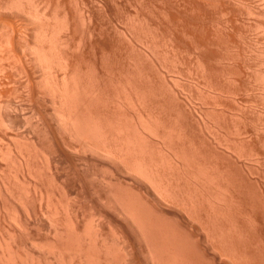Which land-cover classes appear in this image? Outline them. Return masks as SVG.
Instances as JSON below:
<instances>
[{
    "label": "bare ground",
    "instance_id": "bare-ground-1",
    "mask_svg": "<svg viewBox=\"0 0 264 264\" xmlns=\"http://www.w3.org/2000/svg\"><path fill=\"white\" fill-rule=\"evenodd\" d=\"M55 0H0V4H5L4 6H1L0 8L2 7H5L4 9L8 10L9 8L12 9L11 11L13 12L15 9L18 10L17 12L18 13H21L20 11H22L21 15L23 14H28V22H30V19L29 17L32 16L33 14H38V17L37 16L35 17L34 15L31 17V20L33 19V17H35L32 21L36 22V24L40 21V24H37L35 26H37V28L39 27L40 29H36L34 30L35 28L34 25L31 26V29L29 31V34L32 35V32L34 33L35 32V36L36 34H38L36 37H41V40H45L46 44L45 46L44 45V41H43V44H37L38 42H42L39 38H36V37H31L33 38L32 42L35 41L36 39V42L35 43H32L31 41H29V38L27 39V41H29V43H27V45H25V38H21L22 36H20L18 34V38H21V43L19 42L20 39H18V42L20 43L19 45L21 46L22 44V40L24 41L23 42V45L25 46H22L19 47L22 49H24L23 47H26V51L27 53H29L28 57L31 59L29 60V58L27 57V59L29 61H31L32 65H30V67H27L26 69L30 68V72L28 70L24 69L22 70L20 67L23 66V63H19V64H22L21 66L19 65H16L15 62H13L14 64L11 65V67H14V65H16L17 68L14 67L15 71L16 69H19V73L16 72L14 73V69L12 68V71H10V73H8V69L5 68V66H9V63H7L8 65H6V63H0V67H1V64L4 66V69L7 70V71H2L3 68H2V74L0 72V93H6V97L8 96V94L12 95V93H9V90L12 89H9L11 85H13L14 87V84L15 83V87L17 89L16 86H20L18 89L20 90L21 88H23V91L25 90L24 88L26 87V89L29 88V85L31 86V90L29 89V93H32L35 92L36 95H38L39 93L41 95H43L44 99L45 96L44 95H49L48 92L50 93L51 90L53 92H51L50 94V97L49 99L51 98V102L49 101V104L51 103V105L48 106L45 104L48 102V100H46L47 102H41L37 103V105H41L39 107L43 108L45 106H47L46 108H44L43 110L50 108L48 111L49 113H41V114H44L43 117L41 116H37V122L38 123H44L39 126L41 127H36V130H37V134L35 132V134L37 135V139L40 138V135H48L50 136L49 138H47L46 136H43V138L47 141V145L46 147H42L43 149H38V148H41L39 145L35 146V143L33 142V139H27L24 140L23 142L22 141H19L21 139H19L18 137L21 138H25V135L22 134L21 132H16V131H13L12 133L8 130H10V128H7L8 126L10 125H4L3 123L4 122H8L7 119L9 118V112L7 110L6 112V108H4L3 110L1 108H3V105L4 103L1 102L3 97L5 96H0V124L4 125V127L6 128L4 129L1 125L0 127L3 128L2 131L0 129V155H2L3 157H8L9 154H11V157L9 155V157L14 161L13 165L10 166L9 164H4L5 167H3L2 164H0V264H264V34L263 32L260 34V32L258 34L261 35V39L257 38L256 39V42L259 43L258 45L260 46V44H263V46H260L258 49L255 44H253L254 48L256 46V50L252 53V55H249V56H253L255 55V57L257 56L258 58V54H260V59L258 58L256 60L255 57H253V59L255 58V61L252 60V62H250L248 59L250 57H247L248 55L247 54H250L252 51H251V44L250 46L248 45L247 46V41L245 40H242V38H244L243 36L241 35H237L240 36L241 40H239V37L235 36V32L233 34L232 30H229V26L226 28L225 27V31H230L231 36L233 35V39L230 38L229 36H226V38H230V39H225V34L224 32L221 33V36L223 34L222 37H224V39H220V37H218V40H220L221 43H218L220 47L217 48V50H215V43L213 41V44L212 41H207V40H210L208 39V35L211 34V32L206 29L205 27L208 26L207 24H209L210 27H212V23L210 25L209 23V19L205 18L206 15L207 17L209 18L210 15L208 16V14H210L212 11H216L218 9V12L221 11L223 8H230L229 7V3L232 5L233 4V0H229L227 1L226 3H224L223 1V4H220V1L222 0H219V4L220 5H223L222 9L220 7L219 9V4L218 6H216V4L214 5L217 9L215 10L214 8H211L212 7V4L214 3H217L215 2L214 0H210V4L211 6H209L207 3L209 1H207V3H203L205 2L206 0H202L199 2L206 6H208L206 9L208 10V8L211 10V9H214V10H209L210 13H207L206 10H202L205 9V7L202 5V4H199V2L197 0H195V4L191 3V5H194L196 8L191 7L192 9L194 8L195 10L197 9V4L198 6L201 5V7L198 8V12H200V10L202 11H205L204 13H202L203 15L205 14V19L202 24L201 22V17L202 15H200L199 13H196L195 10H194V13L193 14H199L200 17L196 16V18H201L200 21L198 20L197 24L195 23H192V24H195L193 26H195V28L197 29H191L192 25H191V22L193 21V18H194V21L196 20L195 19V15L190 17V12L192 11L190 8V4L189 7H187V12H189V10H191L188 14H186V16L184 15L186 12L183 8H180L178 9V7H183L185 8L187 4V2L184 0H182V3L181 0H179L182 5H180L179 1H177V3L175 1H173L176 5H174L173 3V7L171 6V8L173 9L175 6L174 9H178L179 11H181L182 13V10L184 11V13L180 14L179 11L178 13L180 14V16L176 13L177 10H175L174 12V9L173 11H170L171 9L168 8V10L166 9L167 6L163 4L165 3L163 0V4H160L162 1L159 0V2L157 3L158 0H152V2H150L151 0H146V1H138L136 0V5L137 6V1L139 3H141V7H142V2H146V5H149L150 3L153 4V2H155L156 4H160L162 5L163 7L160 6V8H162V11L165 12L166 10V13H163L160 10L157 9V7L159 8V6L156 7V5H149V6H152V7H147L146 6V9H154L155 7V11L151 12V10H148L150 13H152L151 15L153 16V13L156 14L154 15L155 18L157 17V19L154 18V16L152 18H154L155 20H160L161 16L162 18H165L164 22L162 20V24L159 23L157 21V24L156 25H159L161 26V29L165 26V21L168 22L167 20H172L171 17L173 18L172 14L175 16V13L177 14L176 17L174 18H177V17H182L179 21L182 22V21H187L186 18H188V15L189 18L192 20H190V23L189 20H188V24L190 26V29H191V32L193 33V37H194V34H195V31L193 32V30H196V32H198V27L199 28V31L202 33V30H200L201 28L204 30L203 32L205 33H202L204 34V36L206 35V31L208 30V35L205 36V38L207 40H202L200 39V37L202 35H199L200 37L197 39L196 37H192V33L188 30L187 32H189L191 35H187V32H186V29H185V33H186V36H187V39L188 40L186 43L190 42L189 39L191 41L193 39H195V42H202L204 41L205 44H208L211 42V44H208V46H206L204 44V42L202 44H204L205 46H201L200 44H198V46L202 47V48H199L197 46L196 47H192L194 45H197L195 44L194 42V45H193V41L191 43H188V45L190 44V46L192 48H196V51L195 52H198L199 50L198 49H202L200 50L197 54H200V52L202 51L203 53L201 54H205L206 52L203 51L204 48H207L209 49V46L210 45H214L213 47L215 49H213L214 51L212 52V47L210 46L211 50L209 51L208 49H204V50H208V52L210 53H213L214 55V52L215 55H214V58H212L213 60H215L214 62H211L209 58L208 62H207V57L206 55H209V53L205 55V57L202 56V59L200 58L201 54L199 55L200 57L198 56H195L194 57H198L200 58L199 61L198 58H195L194 60L197 61L195 65H193V63H189V58L193 57L191 56L194 51L192 50V54H191V50H190V46L186 47V43L184 44V48H183V52L184 54L186 53L188 55V52L191 54H189V58L187 57V55L185 54V57L188 58V61L186 62L185 60L187 58L184 57V59L182 58V61L181 58L179 59L181 65L177 64L178 62V56L181 54V50L180 48L182 49L183 47V44L179 45V43L177 42L176 39L180 38L181 35H182V39H183V36H185V33L182 31L184 30L183 28L185 27H178V26H185V23H181L180 22L177 24L176 19L174 21V19L172 21L175 22V24L173 25L172 21H171V25L170 27L171 28H167L169 26H165L168 30L170 29L171 31L173 30L172 28L177 26L175 29H174V32L175 33L177 31V28L181 29L182 33L184 34H181V31L180 29L178 30L180 33V35H178L177 33H175V35L177 34L178 36H174V38H172L173 36L171 35L172 33H169L172 37H170L172 39V41H170L171 39L169 37H163V40H165L166 42L164 43V41H162V36L161 34L163 35V33H159L158 32H161V31H165L167 32L168 30L164 29L160 31L157 30V27H154L156 29L153 30L154 28L152 26H154V23L156 22L154 20H150L152 18L149 19V14L148 11H147V16H148V19L151 21L146 22L147 19H146V11H143V9L140 10L139 14H145L144 17H142V15H138V13L135 12V14L133 13V9H138V7H132V15L133 16H130L129 12L126 13L124 11V18L126 17V19H123V20H126V22L128 21L129 23V20H127L129 16L132 18L136 17L137 15L140 16V18H143L141 20V22H146L145 25V28L147 27V30L150 29V32H146L147 30L144 28V25L142 23L139 22L138 18H129L130 19V24L132 20H136L133 24H132V28L128 26H126V22L123 21V26H125L124 28L127 27V30H131V34L133 35V39L131 40L130 38H127L128 37V34L130 33L129 31H127L126 29L125 30H122L121 29V33L123 35V33L126 31L125 34H127V36H125L127 38V40L125 39V37L123 38V36L121 38H123V40L131 43L130 46H129V43L127 42H119L121 46V44L124 46L122 49L124 50L125 46L127 45V48H130L129 51L127 50H124L125 52H123V50L120 48V47H117L118 45H116L115 47H113V44H117L115 43L118 42L117 40H120L121 38H119L121 35L119 34V31L117 30V28H122V25L120 27V25H116V27H114L113 25V22L115 21L114 24H117L119 17L122 18L123 17V13L122 11L120 12L119 10L120 9V6L119 5H122L118 2V0H110L109 4L111 5L112 4V1L117 4H119V10L117 9L118 6H114L116 5V3L111 6V8L114 6L116 7V10L117 11V14H115V10H114V7L112 9V11H114V14L115 15H118L119 14V17L115 16L116 19L118 20H115V18H113L114 20H112V18H108L110 19V21L112 20L113 22L109 23L107 20V16H104V15H100V10H104V8L106 9L107 6H102L101 8H98L96 9L97 13H94L96 11L95 10V7L92 8V5L90 4V2H88L87 0H75V2L73 3L71 0L67 1V2H71V5L68 4L67 5H64L65 1L66 0H62L63 1V6L65 8H70L72 7V9H70L69 11H71L69 13V11L67 9H64L62 8L63 6L61 5V0H57L59 3H60V6H62L61 10L63 11V9L65 11H68V12H65L63 11L62 15L59 16V14H61V10L59 9L60 7L58 6V8H56V4L58 2L55 1V4L53 7L51 4L54 2ZM107 1V0H106ZM109 1V0H108ZM131 0H128V4H130ZM133 1V0H132ZM131 1V2H132ZM135 1V0H134ZM134 1L132 3H134ZM170 1L172 0H169L167 3H169ZM193 2V0H188V2ZM214 1V2H212ZM226 1V0H225ZM243 1V0H242ZM261 2V0H259ZM259 1H255L254 4L257 5L256 2H259ZM264 1V0H263ZM262 1V2H263ZM93 3H95V5L97 6L98 2H103V1H98L97 2L95 0L92 1ZM105 2V0H104ZM103 2V4H104ZM123 2H126L125 0ZM150 2V3H149ZM186 2V3H185ZM236 0H234V4L235 6H237L236 9H238V6L241 4L242 6H244L243 3H240L239 5L237 4ZM58 3V4H59ZM106 5H108L107 2H105ZM121 3H122V0H121ZM131 3V4H132ZM222 3V2H221ZM228 3V5H227ZM239 3V2H238ZM75 6H74V5ZM102 4V5H103ZM130 4V5H131ZM144 4V3H143ZM180 6H179V5ZM224 4L228 6V8L225 6L224 7ZM234 4L232 6H234ZM237 4V5H236ZM260 4V8L262 9L260 12H263L264 13V2L261 4V3H258V5ZM49 5H51L49 7ZM105 5V4H104ZM145 5V4H144ZM143 5V6H144ZM178 5V7H177ZM94 6V4H93ZM100 6V4H99ZM154 6V8H153ZM169 6V5H168ZM213 6V7H214ZM231 6V7H232ZM242 6H239L240 10L238 12H240L238 14H235L236 16H233L232 12H229V9L228 11L226 9L225 12H229V14L231 13V16L229 15V21L230 19H236V21L238 22L239 21V26L240 24V20H242L243 18V14L242 17L240 16L242 14V11H241V8ZM53 9H52V8ZM75 7V8H73ZM109 7V5H108ZM130 7V9H131ZM256 7V6H255ZM14 8V9H13ZM45 8H51L49 11L47 9V11L45 10ZM166 9V10H163ZM235 7H233L232 9H234ZM245 7H243L242 9H244ZM250 8V7H249ZM258 8V7H257ZM3 9V10H4ZM73 9H74V12H73ZM94 9V10H93ZM136 9V10H137ZM140 9V7H139ZM139 9L137 11H139ZM200 9V10H199ZM2 10V9H0ZM4 10V11H6ZM20 10V11H19ZM52 10V11H51ZM57 10H60L58 12H55L57 16L60 17L59 22L58 20L56 19V21L54 20L56 18L55 15H53L54 11H57ZM110 10V9H109ZM107 10V13H109L110 11ZM135 10V11H136ZM158 11H159V15H158ZM168 11H169V14H171V12H173L171 14V17H169V14H168ZM208 11V12H209ZM231 11V10H230ZM10 12V11H9ZM9 14V16L11 15V13ZM17 12L16 14H12L13 15V19L14 17L16 18L15 15H17ZM26 12V13H25ZM48 13V15L51 13V16L50 18L55 17L54 19H49L51 21H49L48 23L50 24L53 20V23L52 26L56 27V24H58L59 26L55 29H57L55 31H52V30H55L52 28L51 24H46L47 23V18H43L41 19V16L42 17H45ZM50 12V13H49ZM93 12V14H92ZM122 13V17L120 16V13ZM142 12V13H141ZM145 12V13H143ZM193 12V11H192ZM217 12V11H216ZM215 12V13H216ZM217 12V14H218ZM225 12L223 13H220V17H221V14L222 16L225 14ZM249 12V11H248ZM15 13V11L13 12ZM32 15H31V14ZM98 13H99V16L101 17H105L106 22L108 23H105V26H107L106 24H108L107 26V30H106V27L104 26L101 27V29H98L99 28V24L97 22H99V20L101 19L102 21L104 20L103 18H100L99 20L96 21V19L98 18H94V16L92 15H95L98 17ZM102 13H104V11H102ZM105 13H106V10H105ZM104 13V14H105ZM106 13V14H107ZM111 13V12H110ZM109 13V14H110ZM113 13V12H112ZM112 13L109 15L112 16ZM125 13L127 16H125ZM162 13V15L160 14ZM207 13V14H206ZM45 14V16H44ZM105 14V15H106ZM137 14V15H136ZM163 14L164 16H167V18L169 17V19H167L166 17H163ZM167 14V15H165ZM217 14H214L215 17L216 16H219ZM262 14V13H261ZM11 15V16H12ZM20 15V14H19ZM48 15L46 17H48ZM136 15V16H135ZM161 15V16H160ZM227 14L224 15V18ZM238 17L237 18H234V17ZM252 17H254L255 14L252 13ZM95 16V17H96ZM158 16L160 18H158ZM185 16V18H184ZM256 16V15H255ZM261 17L264 18V14L260 15ZM260 16H257V19L258 17ZM114 17V15H113ZM151 17V16H150ZM211 17L213 18L214 16H212L211 14ZM210 17V18H211ZM241 17V18H240ZM260 17L259 20H262V18ZM11 18V19H12ZM19 18V16H18ZM93 18L95 19V23L98 24V27H95L96 25L92 24V21ZM188 18V19H189ZM210 19V20H213L214 19V25L216 24L215 21H219L216 18H213V19ZM219 18V17H218ZM223 18V17H222ZM222 18H219L221 19L219 22L221 21H225L227 19V16H226V19L222 20ZM240 18V19H239ZM245 18V23L248 22L246 17ZM244 18L241 22H244ZM10 19V18H8ZM24 18H20L21 21H23ZM26 19V20H27ZM39 19V21H38ZM41 19V20H40ZM146 19V20H145ZM202 19V20H203ZM208 21H207V20ZM217 19V20H216ZM231 20L232 22H235V20ZM254 19H256V17H254ZM253 21L255 22L254 23V26L255 25H258L260 23H264V19L262 22H257L256 20ZM19 19H15V21ZM100 20V21H101ZM227 20V21H228ZM20 21V23H21ZM100 22V23H103L105 22V20L103 22ZM140 23V27L143 25V39H140L138 36L139 35H136V34H133L135 30H138L137 28V23L138 22ZM169 21V22H170ZM193 21V22H194ZM207 21V22H206ZM225 21L227 25H231V21L230 22H227ZM2 22H6V19ZM0 22V24L2 23ZM9 22V21H8ZM6 22V24L4 23V27H7L5 28L6 31H4V27L0 25V30L2 32H0V36L4 35L3 32H5V36H9L10 32L12 33V31H15V33L17 34L20 33V29L18 26L20 25H17L15 24L16 22H14V20H11V23L9 22ZM12 22L14 23V25H17L15 26L16 28H13L11 26ZM54 22H55V25H54ZM117 22V23H116ZM137 22V23H136ZM153 22V25L151 24ZM198 22L199 24L201 25H198ZM217 23L216 25L218 26H223L221 27L222 29H224V26L225 24L223 22L221 23ZM236 22V23H237ZM257 22V23H256ZM8 23V25H7ZM22 23H25L26 24V21L22 22ZM22 23H21V26H22ZM32 23V22H30ZM127 23V24H128ZM186 23V27H187V24ZM204 23H206V25H204ZM236 23L232 24L234 27L237 26L238 27V24L236 25ZM9 24H10V27H12L11 29H14V30H10V27H9ZM33 24V23H32ZM135 24V25H134ZM151 24L150 26L153 28L151 29L148 28V25ZM164 24V25H163ZM169 24V23H168ZM166 24V25H168ZM180 24V25H179ZM244 24V23H243ZM13 25V24H12ZM13 25V26H14ZM40 25V26H39ZM47 25V26H46ZM49 25V27H48ZM163 25V27H162ZM173 25V26H172ZM197 25V27H196ZM226 25V26H227ZM231 25V26H232ZM111 26V27H109ZM139 26V25H138ZM208 26V28H209ZM242 26V25H241ZM240 26V27H241ZM258 25L257 26V30H259L262 26H264V24L261 26ZM9 27V28H8ZM109 27V28H108ZM128 27L130 29H128ZM214 27H216L217 29H215ZM214 32L212 31L213 28L210 30L215 33L217 32L218 35H220L218 33L219 29H221L220 27H217V26H214ZM260 27V28H259ZM29 28V27H28ZM49 28H51L49 30ZM102 30L100 32H102V34L105 36L107 35L108 33V29L110 30V28H114V29H111V31H109L110 33L115 30H117L116 32L118 33V39L114 41V38L112 39V37H115L116 39V35L114 36L113 34L110 36L108 33V36L105 37L108 39V37L110 36V39H112L111 41H113V44L111 47H109V44L111 41L109 39L106 40L102 35L101 33H97V35H101V37L97 36L98 39H96L95 41V44H102L99 43L98 41H100V39H105L104 42H107L106 44V47H109L108 48V52H106V47H104L102 44V46H100L99 48L97 49H101L102 51L99 50V52H103L104 54V51L108 54L106 55H103V56H99L100 54H98L99 56V61L97 62H100V65L97 63H94L96 65H99L98 68L99 70L101 69H104V71H98V68L94 67V65L91 62H95V61H92L94 60V58H96L97 55H95L97 52H95L93 47L91 48V50L89 49V54L90 56H93V57H88L89 54H87L86 56L89 58L87 59H83L85 56L84 54V49L85 48H90L91 46H93V43L94 40H93V37L95 36L94 34L92 33H95L96 30ZM123 28V29H124ZM135 28V29H134ZM160 28V27H159ZM189 28V27H188ZM205 28V29H204ZM239 28V27H238ZM237 28V29H238ZM259 28V29H258ZM3 29V30H2ZM19 29V31L16 32V30ZM25 29V28H24ZM134 29L133 33H132V30ZM146 31H145V30ZM228 29V30H226ZM231 29V27H230ZM234 29V28H232ZM236 28L234 29L237 30ZM264 27L262 29H260L261 31H263ZM9 30V31H8ZM27 30V29H26ZM25 30V31H26ZM34 30V31H33ZM38 30V31H37ZM95 30V31H94ZM104 30V31H103ZM140 30V29H139ZM139 30L135 33H139ZM153 30V31H152ZM176 30V31H175ZM217 30V31H215ZM8 31V32H7ZM124 31V32H123ZM155 31V32H154ZM170 31V32H171ZM222 31V30H221ZM31 32V33H30ZM115 32V33H116ZM144 32H146L144 34ZM151 32H154L158 35H160V39H157L159 40V42H163L161 43V45H159V49H158V46L156 43H154L153 41H156V40H153L157 38L156 34H153ZM199 32V33H200ZM238 32L239 29H238ZM254 32V31H253ZM8 33V34H7ZM95 33V34H96ZM114 33V32H113ZM114 33V34H115ZM148 33V34H147ZM151 33V34H150ZM200 33V34H201ZM212 33V34H213ZM227 33V32H226ZM229 33V32H228ZM256 30L254 33L251 32V36L253 34V41L255 42V39H254V36L257 35L256 34ZM148 36H153V38H151V36L147 39H145L144 37H147ZM166 36L168 35L167 33H165ZM165 34L163 36H165ZM239 34H242V33H239ZM263 34V35H262ZM146 35V36H145ZM197 37H198V34L196 33L195 34ZM214 35V34H213ZM212 37H214L215 35ZM228 35V34H226ZM243 35V34H242ZM91 36H93L91 38ZM130 36V35H129ZM134 36H137V38ZM211 36V35H210ZM211 40H215L217 42V39L214 38L212 39V37H210ZM235 36V37H234ZM258 36V35H257ZM255 36V38L257 37ZM25 37V36H24ZM131 37V36H130ZM190 37V38H189ZM260 37V36H258ZM44 38V39H43ZM96 38V37H95ZM94 38V39H95ZM153 40L152 43L153 44H156V48H153L154 45L152 46V44L149 46L147 44L150 43L151 39ZM165 38V39H164ZM169 38V39H167ZM181 38L179 39L181 41ZM202 38V37H201ZM203 37V39H205ZM236 38V39H235ZM246 38V36H245ZM244 38V39H245ZM7 39V38H6ZM10 39V38H9ZM8 39V40H9ZM40 41H39V40ZM92 41H91V40ZM134 39L138 40V41H135ZM145 39V40H144ZM197 39V40H196ZM235 39V40H234ZM238 39V40H237ZM250 39V38H249ZM38 40V41H37ZM101 40V41H102ZM122 40V39H121ZM120 40V41H121ZM131 40V42H130ZM142 40V41H140ZM143 40L146 42L144 43ZM170 43L173 42V40H176V44L177 46H182L180 47L179 49L178 48H175L177 50V54L178 56L176 57V55H174L176 52H172L170 50L173 49V51H176L174 50L173 47H171L172 45H176L175 42H173L174 44H170ZM186 40H182L183 42L186 41ZM222 40V41H221ZM247 40H248V37H247ZM258 40H261V42ZM17 41V40H16ZM47 41H48V44H47ZM143 42L141 45H143L144 47H147L149 46V49L148 50H151L152 48L154 50L149 51V53L147 52V48L145 49L146 52H144L145 54L148 53V58L146 57V55H144L143 53V50L141 49L142 46H138L136 44H139V43H135V42ZM179 41V42H180ZM242 41V42H241ZM243 41H245L246 43L242 45ZM250 42V40H248ZM13 42V41H12ZM135 44H134V43ZM157 42V41H156ZM170 44V47L168 46ZM208 42V43H206ZM252 42V43H254ZM15 43V42H14ZM12 43V44H14ZM31 43V44H30ZM112 43V42H111ZM110 43V44H111ZM118 43V44H119ZM125 45H124V44ZM168 45H167V44ZM182 43V42H181ZM29 44V45H28ZM147 44V46H146ZM160 44V43H159ZM163 44H166V45H163ZM221 44V45H220ZM16 45H18V43H16ZM165 47V46H168L170 48V52L168 50H166L165 48L163 50L167 51V53H165V51L163 53L165 54H168V56L166 55L165 57L169 58L171 56V58H173V55H174V58L177 60L173 61V60H169L168 63H176L177 66L180 68L181 66H183L184 62L185 61L187 64L189 63V65L191 64L192 66H194L195 70L196 68L198 70H196V73H192L193 75L194 74H198L197 72L200 71V69L202 68L201 71L203 72H206V74H203V72L200 71L201 76H197L198 78H200V80H202V78H204L206 80L205 84L206 87L205 88H208L211 89L210 90V94H214L213 96L215 97V93L216 95H227V97H230V98H222L220 97V101L218 100H215L213 99L215 106L217 105V109L218 107L220 106L218 102H221L223 103V101H228L230 100L229 102H231L232 104H230L228 102L225 103L227 105H224V108H227V106L229 107V109L231 110L230 112L231 113V116L233 117H230V113L227 112L226 114V110L225 112H222L223 114H225V116L227 117L228 114L230 118L227 117V119H225L226 117L224 115H222V113L220 115H222V117L224 116L223 120L224 121H230V122H227L225 123L224 126H222L224 123L221 116L218 117V120L221 119L220 124L216 125L217 122L213 125H216L217 126V130L218 129H221L223 128L225 131L226 129L228 131H230V129L232 130L230 133L228 132V136L230 134V136L232 137L231 141L230 140V136L228 137L226 134L227 132H225L226 134V138L224 137L222 139V134L220 136V132L218 133V131L216 130V127L213 129L212 128V125H210L208 123V121H202L200 119V117L196 116L191 110V112L185 108L186 107V104L183 102V100L177 96V93L172 94L174 93V89L172 87L169 86L170 83H168L167 85V82H166V85H164V87H170V88H166V90H168V93L169 91L171 92V94L169 96H163L161 98H164L166 99V107H167V110H169L170 113H174L176 115V118L173 119V121L171 122V126L173 128H169V131H172L173 136L172 138H174L173 140H175L176 138V142H175V145L173 143H171L169 146L172 148L171 150L167 151V149H165L163 147V151L161 152V156L164 155L166 158V160L164 159V156H162V158L164 159H157V161H155V159H152V155H146V152H145V145H143V143H140L138 145V140H140V131L133 125V119H132V116H130L131 118H129V124L127 121V116L124 118V116H122V114L124 113H120V112H123V100L121 99V97L125 96V97H129V96H135L136 98H143L145 97L146 95V90H148V92L152 91L154 92V90H150L152 87L149 86L148 88V85L149 83H151V81L153 79L152 82L156 81L157 77H158V74L160 73L161 74V71L159 72L158 69L160 70L161 67H164V65L166 64V67H164L165 69H167V66H168V69L171 68L172 64H168L166 63V61H164L162 59V57L164 58L163 55H160L161 53V50L160 49V46L162 47ZM246 45V46H245ZM96 45H94L95 47ZM98 46V45H97ZM96 46V47H97ZM140 48V50L138 49V47ZM152 46V48H151ZM217 46V45H216ZM252 46V47H253ZM122 47V46H121ZM143 47V49H144ZM162 47V48H163ZM249 49H248V48ZM46 48V49H45ZM87 48V49H88ZM106 49V50H103ZM111 48V49H110ZM116 48H119V50H115ZM168 48V49H169ZM172 48V49H171ZM189 48V49H188ZM220 48V49H219ZM251 48V49H250ZM93 49V52H91ZM112 50V52H115V53H120V50H121V53L119 55V57H117L118 55H116L115 53H113L114 55V58L117 59V60H113V57H111V59L109 58V54L113 56V54H111L112 52L110 50ZM113 49L115 51H113ZM185 49L188 50V52H185ZM219 49V50H218ZM45 50L47 52H45ZM139 50V51H138ZM142 50V51H141ZM144 50V51H145ZM157 50V51H155ZM158 50H159V55H158ZM162 50V51H163ZM198 50V51H197ZM246 50L248 52H246ZM249 50L251 51L249 53ZM258 50V52H257ZM26 51H24L26 53ZM86 51V50H85ZM88 51V50H87ZM109 51L111 53H109ZM154 51V53H153ZM260 51V52H259ZM91 52V53H90ZM95 52V53H94ZM98 52V53H99ZM128 52V53H127ZM140 52V54H139ZM143 53L144 57L143 59H149V61L152 63V66L155 65V62L159 60V64L161 65L162 62H165V63H162L161 66H158L159 64L157 63L155 66H158L157 67V70H156V67L154 68L153 66V69H149L148 70V67L147 65L151 67V63L149 62H146L144 61L141 57V54ZM157 54H156V53ZM169 52V53H168ZM182 52V54H183ZM256 52V53H255ZM262 52V53H261ZM81 53L82 54V57L81 56ZM88 53V52H87ZM93 53V55H92ZM162 53V54H163ZM255 53V54H254ZM121 54H125L124 56L121 55ZM149 54L151 56L154 57V54L156 55V57H154V60L155 58H158V56L161 57L162 59V62L160 58L156 59L155 62L153 60V57L152 59L149 57ZM171 54V55H170ZM173 54V55H172ZM257 54V55H256ZM26 55V54H25ZM26 55V56H27ZM78 55H80L79 57H77ZM95 55V57H94ZM102 55V54H101ZM158 55V56H157ZM170 55V56H169ZM212 55V57H213ZM84 56V57H83ZM97 56V58H98ZM108 56V58H105V57ZM123 56V57H122ZM141 56V57H140ZM211 56V55H210ZM102 57V58H100ZM103 57L104 59H106V63L107 64H110V60H113L114 62H118V65H120V67L118 65H116L113 61L112 63L115 64L113 66H115L116 68H113V69H117L116 73H112L114 70L112 69V67H110L111 69H108V70H113L111 71V73H108L109 71L106 70L107 72V75L105 72V69L109 68L106 66H104L103 68V64L105 65L106 63L103 61ZM181 57V56H179ZM193 57V58H194ZM79 58V59H78ZM81 58L83 59V61L81 62ZM93 58V59H92ZM118 58H121V62L119 64V61H118ZM141 58V59H140ZM167 58V59H168ZM173 58V59H174ZM193 58H192V61L193 62ZM204 58L206 59L205 62H207L208 64H204L205 62L204 61ZM110 59V60H109ZM79 60L80 63L82 64H79L77 61ZM84 60H88V61H84ZM96 60V59H95ZM98 60V59H97ZM102 60V61H100ZM109 60V61H107ZM142 60V61H141ZM140 61L143 62V63H146L144 64L146 67H144L142 64H140ZM85 62L87 63H90L89 65H83ZM110 62V63H108ZM183 64H182V63ZM211 62V64L209 63ZM79 64L78 66L76 65ZM101 63H103L101 65ZM112 63L110 66H112ZM184 64V66H188L187 64ZM213 63V64H212ZM168 64V65H167ZM199 64V65H198ZM82 66H85L86 68L82 69L80 67ZM102 66V68L100 67ZM143 66V67H142ZM170 66V67H169ZM173 66L175 67H172V70H168V72H171L172 75H174L177 70H175L176 68V65L173 64ZM190 66V67H192ZM197 66V67H195ZM200 66V67H199ZM11 67H7L9 69H11ZM79 67V69H78ZM119 67V69H118ZM97 68V69H96ZM140 68H143V70ZM146 68V69H144ZM174 68V69H173ZM185 67H183L181 70L184 71ZM193 68V69H194ZM200 68V69H199ZM1 69V68H0ZM155 69V72L157 74L153 75V79L152 78V75L151 77H149V71L151 70H154ZM179 69V70H180ZM184 69V70H183ZM189 66H188V68ZM186 69V70H187ZM22 70V71H20ZM146 70L148 74H146L144 71ZM179 74H181V70L179 71ZM188 70V71H189ZM194 70V71H195ZM14 71V72H13ZM28 71V72H25ZM114 71V72H115ZM144 71V74H146L147 76V79L151 81L148 83L147 85V82H146V87L148 88H144L145 91H139L138 89V82L142 81L144 84H145V81H147L146 79V76L144 74H142ZM165 71V74H166V70L162 69V72ZM174 71V72H173ZM193 71V70H190V72ZM13 72V73H12ZM20 72H24L25 74L23 73H20ZM152 72V71H151ZM150 72V74H151ZM153 71V73H155ZM167 72V73H168ZM178 72H176V74H178ZM187 72V71H186ZM189 72L190 75H188L187 77H189V79H191V77H195V76H191V73ZM11 73L13 74V76L11 75ZM152 73V74H153ZM171 73H169L168 75H170V78L171 79H167V80H171L172 81V77L171 76ZM188 73V72H187ZM199 73V74H200ZM20 74L21 76L25 75L26 76V81L23 80L24 78H22V82L25 81V87L22 85L19 84V83H22L21 81L19 82L18 80H20ZM23 74V75H22ZM105 74V76L103 75ZM110 74V75H109ZM114 74V75H113ZM164 74V73H163ZM163 74L161 76H159V79H157V82L159 81V83H165L163 82L165 80V78L167 77V74H166V77L165 75L163 76ZM175 74V76L177 77V75ZM178 74V76H179ZM198 74V75H199ZM111 75H113L111 77ZM143 75V76H142ZM186 75V74H185ZM202 75H204L205 77H203ZM207 75V76H206ZM110 76V77H109ZM141 76L144 78L145 76V79L143 80L141 78ZM156 76V78H155ZM15 79H13V78ZM20 77V78H19ZM113 78V80H115L117 82L116 85H113L114 83L110 84L112 81V79H107V78ZM165 77V78H163ZM169 77V76H168ZM186 77V78H187ZM197 77H195L197 79V81H200ZM150 78V79H149ZM16 79H17V82H16ZM140 79V80H139ZM142 79V80H141ZM162 79H164L163 81H161ZM175 79V77L173 78V80ZM188 79V78H187ZM195 79V80H196ZM203 79V81L201 82H204L205 80ZM15 80V82H14ZM109 80L108 82V88L110 90V92L112 93H116V94H113L115 95V97L113 98L112 97V94L106 89L107 87V81ZM192 80V79H191ZM190 80V81H191ZM254 80V83L251 84V85H254L255 83L257 84V87L258 90L257 91H261L263 94H261V92H258L257 93V96L254 94V91L255 90H252L251 89V85L248 84V83H252L251 81ZM13 81V82H12ZM161 81V82H160ZM166 81V80H165ZM194 81V80H193ZM195 81V82H197ZM19 82V83H18ZM113 82V81H112ZM170 82V81H168ZM201 82L198 84H201ZM19 85H18V84ZM161 83V84H162ZM47 86L45 87L44 86ZM202 84V85H203ZM215 87H213V85ZM28 88H27V86ZM111 85V86H110ZM112 85L116 88V90L114 91L115 88L112 87ZM212 85V87H211ZM249 85L251 86L250 89L251 92L250 93V89H248ZM43 86V87H42ZM110 86V87H109ZM200 86V85H199ZM255 86V85H254ZM253 86V87H254ZM41 87L43 88L42 90L45 92V90L47 88H51V90L47 89L46 90V94L41 91ZM204 87V85H203ZM256 87V86H255ZM45 88V90H44ZM110 88H113V89H110ZM171 88L173 89L174 92H172ZM204 88V89H205ZM8 89V92H5L6 90ZM15 90V92L17 91ZM143 89V90H144ZM203 89V88H201ZM202 90L203 92L206 91V90ZM254 89V88H253ZM12 90V91H14ZM113 90V91H112ZM214 93H213V91ZM21 91V90H20ZM20 91H18L20 93ZM41 91V92H39ZM107 92V94H109L108 96L105 94V92ZM249 91V92H248ZM255 91V92H257ZM11 92V91H10ZM22 92V91H21ZM39 92V93H38ZM207 93H209L208 91H206ZM205 92V94H206ZM14 93V92H13ZM19 93H18V96H19ZM25 95H27V92L25 90ZM38 93V94H37ZM145 93V95L143 94ZM260 93V95H259ZM2 94V95H3ZM34 94V96H36ZM103 94H105L104 96L106 98H104ZM111 94V95H110ZM148 94V93H147ZM209 94V95H210ZM252 95V96H249V95ZM1 95V94H0ZM14 97H18L16 96L17 94L14 93ZM23 96H21V93H20V97H25L24 94H22ZM144 95V96H143ZM208 95V94H207ZM263 95V96H262ZM103 97V101H102V97ZM211 96V95H210ZM212 96V98H214ZM19 97V98H20ZM30 97L34 98L33 96H31L30 94ZM39 95L37 96L38 100H39ZM47 97V96H46ZM109 97H112V99H118V100H122L120 101V104L114 100L115 103H117L116 105L113 103V101L109 98ZM217 97V96H216ZM215 97V99H217ZM260 97V98H259ZM101 99V101L99 100V102H103L104 101H110V103H112L113 105H115V107L117 106H120L119 108L122 110L120 112L119 109L117 110V108H115L114 110H109L110 113H107L108 112V109L109 106H111L112 104H108L107 101L104 103L106 104V106H108V108L106 109V106L104 105H101V103L99 104L98 100H90V102L92 101L93 104H99V106L101 105L104 106L102 107V109H99L100 110H104L103 108H105V110L103 112H105L106 114L104 115L103 112L100 111V113H103V116H105V118L102 116V114L99 113L98 110H95L94 109L96 107L98 108H101L99 107L98 105H92L91 103L89 104V102H87L89 99ZM120 98V99H119ZM259 98V100H258ZM30 99V98H29ZM106 99V100H104ZM5 100L4 102L7 103V98L4 97ZM7 100V101H6ZM33 100V99H32ZM31 100V101H32ZM35 100V99H34ZM42 101H45L43 100V98L41 99ZM223 100V101H222ZM40 101V100H39ZM39 101H36L35 100V103L36 102H39ZM83 101V102H81ZM125 101V100H124ZM82 104H81V103ZM86 102V103H84ZM95 102V103H94ZM122 102V103H121ZM6 103L4 106H6ZM84 103V105H83ZM145 103V102H144ZM218 103V104H217ZM21 104V103H20ZM43 104L45 106H43ZM86 104H89V108L86 106ZM108 104V105H107ZM122 104V105H121ZM155 103L152 104V106H157L156 107H160V106H163L162 103L160 101L157 102L156 105H154ZM24 105V104H23ZM31 105L33 106V102H31ZM37 105H34V106H37ZM90 105L92 108H90ZM219 105V106H218ZM22 106V104H21ZM93 106H96L94 107L93 109ZM222 106V104H221ZM221 106L219 107V109L221 108ZM7 107V106H6ZM37 107V114L39 115L38 113V108ZM35 108V107H34ZM40 108V109H41ZM112 108H114L112 106ZM155 108V107H154ZM223 108V106H222ZM232 108V109H231ZM8 109V108H7ZM36 109V108H35ZM92 110V113L94 112V114H92L93 116L90 115L91 111ZM157 109V108H155ZM216 111L218 113H220L221 109L220 110H217ZM46 110V111H47ZM88 110V111H87ZM107 110V112H106ZM117 112V117L114 116ZM158 110V109H157ZM203 109H201V113H205L204 111H202ZM222 110V111H223ZM228 110V108H227ZM47 111V112H48ZM90 111V112H89ZM98 111V115L102 116L103 119H106V116L108 117H112L110 116V114L112 113V115L115 117H113L112 119H110V121H108L109 117L104 120V121H99V120H103L100 116H97L99 118L95 116L97 115L95 112ZM159 111V110H158ZM229 111V110H228ZM41 112V111H39ZM88 112V113H87ZM216 112V115H219L218 113ZM5 113H7L5 115ZM49 114V115H48ZM96 114V115H95ZM109 114V115H108ZM121 118H123L122 121H119L121 118H119V115ZM7 115H9L8 117H6ZM48 115V116H46ZM89 115H90V118L94 117L96 120L93 121L92 119L89 118ZM95 115V116H94ZM44 116H46L47 118L50 117L48 122L51 124V125H48V128L45 124L46 120H44L45 122H42L43 121V118ZM5 117L7 118L6 121H5ZM40 117V118H39ZM42 117V118H41ZM45 118V119H47ZM117 118L118 121L121 123H125L124 126L122 127L123 123H120L117 121ZM170 118V115L168 116V120ZM38 119H42L41 121L38 120ZM116 119V120H115ZM130 119H131V122H130ZM233 119H235L234 121H232ZM40 121V122H39ZM52 121V122H51ZM92 121V122H91ZM127 124H126V122ZM47 122V123H48ZM108 122V123H106ZM234 122V123H233ZM38 123H35V124H38ZM48 123V124H49ZM229 123V124H228ZM232 123H233V126H232ZM129 124V125H128ZM199 124H202L201 125V128L199 127ZM228 124V126H230L229 128L225 127L226 125ZM43 125L45 128H43ZM93 125V126H92ZM128 126V128H125L126 126ZM132 125L133 127L135 128H131ZM220 127V128H218ZM39 128V129H38ZM43 130H46L45 131H41L42 129ZM196 128H198L196 130ZM234 128V129H233ZM15 130V129H13ZM234 130V131H233ZM12 131V129H11ZM40 131V133H39ZM198 132V135H197V132ZM221 133H222V130H220ZM16 132L17 135H15L14 133ZM41 132H43L41 134ZM47 133V134H46ZM51 133V135H50ZM191 133H195V137L193 138V141L195 140V138L197 137V141L195 140L194 142H192V134ZM22 134V135H21ZM40 134V135H39ZM138 134V135H137ZM18 135H21V136H18ZM35 135V136H36ZM137 135V136H136ZM233 135V136H232ZM15 136L18 138V142H21V143H24L26 141H30L27 142L30 147H34V148H28L26 147L25 148H19L21 147L20 145H18L19 143L16 142L17 138H15ZM24 136V137H23ZM6 138V139H5ZM14 138H15V141H14ZM227 138L229 140H227ZM2 139H4V143L1 141ZM8 139V140H7ZM42 137H41V142L38 140V143L42 144L43 143V140ZM145 139V138H144ZM225 139V140H224ZM6 140L8 141L7 143ZM11 140H12V144L14 143H18L15 147L14 150L16 152L13 153V147L11 148V150L9 149L10 148V145H11ZM23 140V139H22ZM44 140V141H45ZM142 140V139H141ZM140 140V141H141ZM146 140V139H145ZM199 140V141H198ZM10 141V142H9ZM91 142V144L89 142ZM8 145L9 147L5 146L6 144H9ZM20 143V144H21ZM34 143V144H32ZM193 143L196 145H193ZM5 144V145H4ZM37 144V143H36ZM45 142L44 145L45 146ZM81 149L78 151V153H80L81 151L84 152L83 149L86 150V152H93V154H98V155H102L104 153L105 157H106V160L108 158V160L110 161H107L108 165L110 166L109 163H111L112 167L110 166V168H105L102 169L103 167H101L102 170H99V167L98 170L99 171H103L101 173H103L101 176L99 174V171L98 172H95V175H93V171H92V175L97 178V181L96 182H91L92 183H95V188L93 187L94 184H92V187L91 186H87L85 184H82L83 183V180H82V183L81 182H78L79 181V178H78V181L75 180L76 178L73 176V173L74 171L72 170V176L74 177V180L72 178V180L68 177H72L69 174V172L71 173V170H65L66 173L67 171L68 174H66L62 169L64 167V165H68L69 162H75V159H81L79 157V155L77 156L78 158L75 157V159L73 158L74 156H70L72 155V151H77L78 148ZM142 146V147H141ZM4 147L8 148L9 149V153H7V150L5 151V149H3ZM23 147V146H22ZM38 147V148H37ZM196 149H195V148ZM19 148V149H18ZM38 150H37V149ZM77 148V149H75ZM192 148L194 150H192ZM35 149V150H34ZM89 149V150H88ZM162 149V148H161ZM164 149H165V152H164ZM13 150V151H12ZM12 151V152H11ZM34 153H33V152ZM104 151V152H103ZM167 151V152H166ZM11 152V153H10ZM90 152V153H91ZM77 153V154H78ZM85 153V152H84ZM102 153V154H101ZM59 154H62L63 155V160L64 158V155H67L68 157L70 156L71 157V161H69L68 163H65L62 164L61 168L60 165L58 162L59 161ZM82 154V153H80ZM92 154V153H91ZM6 155V156H5ZM13 155V157H12ZM84 155L83 157H85L86 155L85 154H82ZM96 155V156H98ZM102 155V156H104ZM39 156V157H38ZM61 156V155H60ZM210 156V158H209ZM69 157V158H70ZM82 157V156H81ZM105 157H103L102 159H105ZM86 158V157H85ZM98 158L101 159L100 156H98ZM209 158V160L207 159ZM61 159V157H60ZM101 159V160H102ZM62 160V159H61ZM78 160V162H79ZM82 160V159H81ZM80 160V161H81ZM85 160V159H83ZM83 160L80 162L82 163ZM88 160V159H86ZM67 161V160H66ZM77 161V160H76ZM105 161V160H103ZM84 162H88V161H84ZM62 163V162H61ZM79 163V166L82 167L83 164L80 165ZM77 164V162L75 163ZM74 164V165H75ZM66 165V166H67ZM73 165V164H71ZM70 165V166H71ZM84 163L83 165V169L84 167L86 166H90L89 165H86ZM78 166V167H79ZM62 172H64L66 175L64 176L65 178L67 177L68 179H70L69 181H67L66 179H64V177H62L61 175L63 174L62 172L60 173V169ZM72 167V166H71ZM76 167V168H78ZM68 169V166L65 167L64 169ZM70 168V167H69ZM74 168V167H73ZM80 168V167H79ZM171 168L174 169V172H175V175H172L171 172ZM71 169V168H70ZM82 169V168H81ZM86 169V174H87V167L85 168ZM90 169V168H88ZM109 169V170H107ZM114 170V172L112 170ZM129 169V170H128ZM131 169V170H130ZM107 170V171H106ZM110 172V173H105V172ZM78 171L76 170V173ZM81 172V171H80ZM84 172H81L82 174ZM116 172H121V174H126L127 172V175L129 174L131 176V178L133 179L132 180H129V181H123L125 177L121 178L119 177V175H117L118 173ZM125 172V173H124ZM96 173H99L98 176ZM61 174V175H60ZM79 174V173H78ZM88 174H89V177L88 179L86 180V176H85V182L87 181H91L94 179V181L96 180L95 178H91L93 176H90V172L88 171ZM120 174V173H119ZM85 175V174H84ZM118 177H117V176ZM126 175V176H127ZM174 176V177H173ZM80 177V176H79ZM84 177V176H83ZM89 178L91 180H89ZM121 178V179H119ZM127 178H130V177H127ZM177 178L178 181L180 180V178H182L183 180H181V182L183 183H180V185L182 184V187L179 185L178 181L175 179ZM123 179V180H122ZM81 180V179H80ZM175 180V182H174ZM176 181H177V184H176ZM78 182V183H77ZM86 182V183H87ZM133 182V183H132ZM180 182V181H179ZM175 183V184H174ZM88 184L90 185V183L88 182ZM174 184V185H173ZM179 186L181 188V190H179L180 192L176 191L178 190L179 187H177V189H175V186ZM174 187V188H173ZM183 188V189H182ZM174 189V190H173Z\"/></svg>",
    "mask_w": 264,
    "mask_h": 264
},
{
    "label": "rangeland",
    "instance_id": "rangeland-1",
    "mask_svg": "<svg viewBox=\"0 0 264 264\" xmlns=\"http://www.w3.org/2000/svg\"><path fill=\"white\" fill-rule=\"evenodd\" d=\"M55 1L58 2L57 0H55ZM55 1L51 4L53 7H55V6L57 5L56 8H58V6H59V7H60V8H59L60 10H61L62 8L67 9L68 11H69L70 9H72V7H70V8H65V7L63 6L64 3H65L64 5H67V6H68V4H70V6H72V5H71V2H70V3L67 2L68 0H66L64 3H63V1L61 0V1H62V2H61V5H62L63 7L60 6V3H59V2H58L59 4L57 3V4L54 6ZM69 1H70V0H69ZM71 1H72V0H71ZM87 1H88V0H87ZM90 1H91L90 4L92 5V8L95 7V10H94V9H93V10L96 11V12H94V13L99 12V11H97L96 9L101 8L102 6H107L106 9L104 8V10H103V8H102V10L99 9V10L101 11V12H100V15L102 14V15H104V16H107V19H108V18H110V19L112 18V20H114L113 18H115V20H118V19H116V17H117V16L119 17V14H118V15H115V14H117V11L119 10V6H120V9H121V10H119V11L121 12V11L123 10V11H122V13H123V17H122V13L118 12V13H120V16H121L122 18L119 17L120 20L117 21L118 23L116 22L117 24H114L115 21L113 22L112 20L110 21V19H108V20L105 19L104 16H103L104 18H103L102 16L100 17V16H99V13H98V17L96 16V14H95V15H92V16H94V18H98V19H96V21L99 20L100 18H103V19L105 20V22H103L104 20L102 21V20L100 19L103 23H100V22H101L100 20H99V22H97V23L99 24V28H98V29H101V27L104 28L105 23H108L109 21H110L109 23L113 22L114 27H116V25H120V27H121V25H122V28H117V30L119 31V34L122 32L121 29H122V30H125V29L127 30V27L124 28L125 26H123V24H124L123 21L126 22V20H123V19H126V17L124 18V11H125L126 13H128V12L130 11V12H129L130 16H133L132 14H133V13L135 14V12L138 13V15H140L139 12H140L141 9H143V11H146V10L148 9V8L146 9V6H147V7H152V6H149V5L151 4L150 2H152V0L149 2V3H150L149 5H146V2H147V1H146V0H143V1H146V2H142V7H141V3L138 2V1H141V0H138V1H137V3H138L137 6H135V5H136V0H135V1L133 0L134 3H132L133 1L131 0L132 2H131V1L129 2L130 4L132 3L131 5L128 4V0H125L126 2H123L124 0H122V3H121V0H118V2H117V1H116V2H117V3L120 2V4H122V5H119V4H117V3L115 2L116 5H114V6H118V5H119V6H118V8H117L118 10H116V7L113 6V7H114V10H115V14H114V11H112L113 7L111 8V6H112L113 3H114V2H113L114 0L112 1V4H111V5L109 4L110 0H109V1H108V0H107V1L105 0V2L108 3L109 7H108V5H106V3L104 2V0H101V1H103L105 5L103 4V2H102V3H101V2H98L97 6L95 5V3L92 2L93 0H89L88 2H90ZM95 1L97 2V0H95ZM98 1H100V0H98ZM155 1H156V0H155ZM160 1H162V0H160ZM163 1H164V0H163ZM163 1L160 3L159 0H158L157 3L159 2L160 4H163V3L165 2V3L163 4V6L166 5L167 8H166L165 6H164V7H165L167 10H168V8H169V9H171L170 11H173V9L176 7V6H175L173 9L171 8V6L173 7V5H172V4L174 3L173 1H175V2L177 3V1H179V0H172V1H170L169 3H167V4H166V2H168L169 0H165L164 2H163ZM185 1L187 2V4H185V5H186L185 8L183 7L184 5H183L182 7L180 6V5H182V3L184 2V0H183V2H182V0H181L182 3L179 1L180 5H179V4H178V5H179L180 7H178V5H177L178 9L180 8V10H181V8H183V9L185 10V12H186V13L184 14L185 16H186V14H188L191 10H192L193 12L191 11V12H190V15H191V14H192V15H191V16L188 15V18H189V16L192 17V16H194L196 13H199L197 10H198L199 7H201V5L198 6V4H197V5H196V6H197V9H196V10L194 9V8H196V7H195L194 5H191V3H192V4H193V3L195 4L197 1L199 2V0H197L196 2H195V0H193V2L191 1L190 3L188 2V0H185ZM200 1H202V0H200ZM207 1H209V2L207 3ZM214 1H215V0H214ZM214 1H212V2H214ZM223 1H224V3H226V2L229 1V0H226V1H225V0H222V1H220V4H223ZM255 1H259V0H243V1H242V0H236V2H237L238 5H239L240 3H243V4H244V6H242L241 4H240L239 6H242V8L245 7L244 9L241 8L242 14H241L240 16L242 17V15L245 14V15H243V18L246 17L247 21L249 20L248 22L245 23V18H244V22H241V21L243 20V18H242V20H240V23H242V24H240V26H241V25H242V26L240 27L239 24H238L239 21L237 22L236 19H233V18H232L233 20H235V22H232V21H231L232 19H230V21H231V25H232L233 23L235 24V23L237 22L236 25L238 24V27H239V28H238L237 26H235V27H234L233 25L231 26L230 23H229V25H227L228 23L225 24V23H226L225 21H227V20L229 19V18H228L229 15L231 16V13L229 14V12H232V14H233L234 12H236V11L238 12V11L240 10V9H239V8H240L239 6H238V9H239V10L236 9L237 6H235V4H234V0H233V4H234V6H232L233 4H232V5L230 4L232 1H231V2L229 1V2H230V3H229V7H230L231 9L228 8V6H227L228 3H227V5L224 4V7L226 6L228 9L223 8V7H222L223 5H220V4H219V0H218V2H217V0L215 1V2H217V3H214V4L211 3V4H212V7H211V8H214L215 10H216L218 7H219V9H220V7H221V9L223 8L221 11H219L220 13H223V12H225L226 10L228 11V10L230 9L231 11L229 10V12H227V13L225 12V14H227V15H226V16H227V19H226V16H225V18H224V15H225V14H224L223 16H222V14H221V17H220V15H219L220 13L218 12V9L216 10V11L218 12V14H217L216 11H215L216 13H215L214 11H212V12L210 13V11H211V10H214V9H211V10H210V9H209L210 7H209L208 10H207L206 8H207L208 6L202 4V2H201V3L199 2V4H202L204 7L206 6L205 9L202 8V10H206L207 13H210V14H208V16L210 15V17H211V14H212V16H214L213 18H216V17H217V19H218L219 21L221 20V19H219V18H222V17L224 18V20H225V19H226V20H225L224 22L221 21V22H223V23L225 24L224 29H222L221 27H223V26H218V25H216L219 21H215L216 24L214 25V24H213V23H214V19L211 17L213 20H210L211 18H210V17L208 18L207 15H206V17H205V14H204V15L202 14V13H204L205 11H202V10L199 9L200 12H201V13H199V14L202 15V17H201L202 19L205 17V18L209 19V23H210V21H211V23L213 22L212 25H211V23H210V25H211L212 27H210L209 24H207V25L209 26V28H208V26L205 27L206 29H208V30L211 32V34H210L211 36L207 34V33H208V30H207L205 36L208 35V39H210V40H207V39H206L207 37L205 38V36H204V34H205V33L203 32L204 30H203L202 28L200 29V30H202V33H204V34H202V33L199 31V28H200V27H198V32H196V30H193V32L195 31V34H196V33L198 34V37H197L195 34H194V37H196V38L198 39V38L200 37L199 35H202V36H201L202 38L200 37V39H202V40H204V41H205V40H207V41H212V43H213V41H214L215 43H217V44L213 43V44H215V48H216V49L213 47L214 45H213V46L210 45V46L212 47V52H213V51H214L213 49L217 50V48L220 47V46H218V45H219L218 43H221V42H220V40H218V37H220V39H222V38L224 39V37H222L223 34H222V36H221V33L225 31V27L227 28V27L229 26V27H228L229 30H232L233 34H234V32H235V36H236V37H237L238 35H241V36H243V37L245 38V36H246V38H245V39L242 38V40L247 41V43H246L245 41H243L242 45L246 43L247 46H248V45L250 46V45L252 44V45L250 46V47L252 48V49L250 48L252 52L249 50V53H250V52H251V53H250V54H247V53H246V55H248L247 57H250L248 60H249L250 62H252V60L255 61V58H256V60H257L258 58L260 59V57H259L260 54H259V53H257V54H258V58H257V56L255 57V55H253V56H249V55H252V53L256 50V49H255L256 46H258L257 49H258L260 46H263V44H260V46H259V45H258L259 43L256 42V39H257V38L261 39V35H260V34H261L262 32H263V34H264V29H263V31L260 30V29H262V28L264 27V26H262L264 23H260L262 27L260 26L261 28L259 27L260 29L258 28L259 30H257L256 28H257V26L260 25V24L254 26V23H255V22L253 21V19H254V17H256V19H254V20H256L257 22H262V21H263L264 18L261 17L260 15H262V14H264V13H263V12H260L262 9L260 8V4L258 5V3H261V4H262L264 1L261 0V2H260V1H259V2H256L257 5L254 4ZM262 1H263V2H262ZM66 2H67L68 4H67ZM72 2L74 3L75 0H73ZM171 2H173V3H171ZM186 2H185V3H186ZM210 2H211L210 0H206V1L203 2V3H205V4L207 3L209 6H211ZM221 2H222V3H221ZM236 2H235V3H236ZM238 2H239V3H238ZM115 3H114V4H115ZM143 3H144L145 5H144ZM93 4H94V6H93ZM99 4H100V6H99ZM102 4H103V5H102ZM133 4H134V5H133ZM147 4H148V2H147ZM154 4L156 5V7L159 6V8L157 7L158 10L161 9V11H162V8H160V6L163 7L162 5H160V4H156L155 2H153V4H151V5H154ZM170 4H171V6H170ZM183 4H184V3H183ZM188 4H190V8H189V9H191V10H189V12H187V10H188L187 7H189ZM215 4H216V6H218V4H219V6L216 8V7L214 6ZM237 4H236V5H237ZM4 5H5V4L2 3V4H0V7H1V6H4ZM51 5H49V7H50ZM73 5H74V4H73ZM132 5H133V6H132ZM143 5H144V6H143ZM168 5H169V6H168ZM174 5H176V4L174 3ZM74 6H75V5H74ZM131 6L134 7V8H135V7H138V9H139V7H140V9H139V11H137V10H138L137 8H136V9H137V10H136V9H133ZM193 6H194L193 9H194L195 12H196L195 14H193V13H194V10L191 8V7H193ZM213 6H214V7H213ZM231 6H232V7H231ZM255 6H256V7H255ZM61 7H62V8H61ZM96 7H98V8H96ZM130 7H131V9H130ZM156 7H155V8H156ZM233 7H235V8L232 9ZM249 7H250V8H249ZM257 7H258V8H257ZM4 8H5V7L0 8V9H2V10H0V22L4 21V20L6 19V22L9 21V22L11 23V20H14V22H16L15 24L18 23L17 25H20V26H18L19 29H20V33L17 32V31H19V29L16 30L17 34L15 33V31H12V30H14V29H11V28H12V27H13V28H16L15 26H17V25H14V23L12 22V24H13L14 26L11 24L12 27H10V24H9V27H10V30L12 31V33L10 32L9 36H8V35L5 36L6 33L3 32L4 35L0 36V63H6V65H8L7 63H9V66H10V67H11V65L14 64L13 62H15L16 65H18V67H19V65H20V66L22 65V64H19V63H23V66H21L20 68H21V69H22V68L24 69V67H25V69H26L27 67H30V65H32L31 61H29V60L31 59V57H30V58L28 57L29 53H27L28 50H27V51L25 50L26 47H23L24 49H22V50H21V48H22V46L27 45V43H29V41L32 42L33 38H31V37H33V36L36 37V36L38 35V34H36V36H35V35H34L35 32H34V33L32 32V35H33V36H31V34H29V31H30L32 25H34V24H35V25L40 24L39 19H38L39 22H38L37 24H36L37 21H35V20H34V22L32 21L36 16H37V18H38L39 16H38V14H35V15L33 14L35 17H33V19L31 20V17H32L33 15L30 13L32 16H30L29 19H30V22L33 23V24H32V23L28 22V19H27V18H28L27 16H28L29 13L27 14V13L25 12L26 14L21 15L22 11H20V10H19V11H20L21 13H18V12H17L18 10H16V9L14 10L15 13H13L14 11L12 12V11H11L12 9L9 8L8 10H6L7 8H6V9H4ZM51 8H52V7H51ZM51 8H50V9H51ZM73 8H75V7H73ZM153 8H154V6H153ZM155 8L152 9L153 12L155 11ZM3 9L6 10V11H4ZM13 9H14V8H13ZM47 9H48V11L50 10L49 8H45L46 11H47ZM52 9H53V8H52ZM64 9H63V11H65ZM109 9H110L111 11H110ZM132 9L134 10L133 13L131 12ZM145 9H146V10H145ZM166 9L163 8V10H166ZM178 9H177V8L174 9V12H175V10H177L176 13L180 16V14L184 13V11L182 10V13H181V11H179ZM186 9H187V10H186ZM224 9H226V10H224ZM60 10H57V11H54V13H53V12H51V13H53V15H55V14H56L55 12L60 13V12H59ZM105 10H106V13H107V10H109L111 13L113 12V13H112V16L109 17V15H110L111 13L109 12L110 14H109V13L106 14V13H105ZM135 10H136V11H135ZM148 10H151V9H148ZM148 10H147V11H148ZM152 10H151V12H152ZM167 10H166V11H167ZM209 10H210V11H209ZM235 10H236V11H235ZM9 11L12 12L11 15H12V14H13V15L16 14V12H17V15H15V16H16L17 19H19V21H18V20L15 21L16 18L14 17V19H13V18H12L13 15H12V16H11V15L9 16V14H10ZM51 11H52V10H51ZM63 11L61 10V14H59V16L63 14V13H62ZM68 11H65V12H68ZM102 11H104V13H105L106 15H105L104 13H102ZM147 11H146V19H147L146 22L149 23L150 20H153V22H154V20L157 19V17L155 18V16H154V15H156V14L153 13V16H154V18H155V19H154V18H152V17H153V16L151 15L152 13H150V12L148 11V13H150V14H149V19L152 18V19L149 20V19H148V16H147V14H148ZM166 11H165V12L162 11V12H163V13H166ZM178 11H179L180 14L178 13ZM208 11H209V12H208ZM233 11H234V12H233ZM248 11H249V12H248ZM70 12H71V11H69V13H70ZM73 12H74V9H73ZM237 12L234 13L233 16H236L235 14H237ZM45 13H46V12H45ZM49 13H50V12H49ZM51 13H50L49 15H48V13H46V14L48 15V17H46L47 15L45 16V14H44L45 17H42V16H41V19H43V18H47V20H46L47 23H46V24H49L48 22L51 21V20H49V19H52V18L54 19V18H55V17H53V16H52V18H50ZM126 13H125V16H127ZM141 13H142V12H141ZM143 13H145V12H143ZM172 13H173V12H171V14H172ZM176 13H175V16L172 14V16H173V18H172V17H171V14H169V11H168L169 17H171L172 20L174 19V21H175L176 19H178V20H176V22H177V24H178V23L180 22L179 20H180L183 16L180 17V18H179V17L174 18V17L177 16ZM207 13H206V14H207ZM213 13H214V14H217V15H219V16H216V17H215V15H213ZM239 13H240V12H238V14H239ZM252 13L255 14L256 16L254 15V17H252V16H253ZM261 13H262V14H261ZM19 14H20V15H19ZM92 14H93V12H92ZM108 14H109V15H108ZM129 14H128L127 17L131 18V17L129 16ZM160 14L162 15V13H160ZM199 14H198V15L196 14V15L194 16L195 19H196V20L194 21V18H193V21H194V22H193L190 18H189V19L186 18V19H187V21H185L186 23L188 22V20H189L188 23H190V20L192 21V22H191V25H192V26L190 25V26L192 27L191 29H197V28H195V26H193V25L197 24V23H195V22H197L198 20L200 21L201 18H198V17H200ZM26 15H27V16H26ZM113 15H114V17H113ZM136 15H137V14H136ZM136 15H135V16H136ZM138 15H137L136 17L138 18L139 22L142 23V24H143V23L145 24L146 22H141V20H142L143 18H140L141 15H142V17H144L145 14H141L140 16H138ZM158 15H159V11H158ZM161 15H160V16H161ZM165 15H167V14H165ZM18 16H19V18H18ZM55 16H56V18H55L54 20L56 21V19H57L59 16H57V15H55ZM95 16H96V17H95ZM115 16H116V17H115ZM150 16H151V17H150ZM185 16H184V18H185ZM196 16H198V17L196 18ZM257 16H260V17L262 18V20H259L260 17H258V19H257ZM25 17H27V18H25ZM136 17H134V18H136ZM163 17H166V18H167V16H164V14H163ZM169 17H168L167 19H169ZM186 17H187V16H186ZM218 17H219V18H218ZM231 17H232V16H231ZM238 17H239V15H238L237 17H234V18H237V19H238ZM241 17H240V18H241ZM8 18H10V19H8ZM11 18H12V19H11ZM20 18H24L23 21H21ZM39 18H40V17H39ZM94 18H93L94 21H92V24H93V22H94V24L96 25L97 23H95L96 21H95ZM129 18L127 19V20H129V23H128V21H127L125 25H126V26L129 25V27L132 28L131 26H132V24H133L136 20H135V21L132 20V21H134V22L131 21L132 24H130V19H129ZM132 18H133V17H132ZM132 18H131V19H132ZM134 18H133V19H134ZM144 18H145V17H144ZM158 18H160V17L158 16ZM161 18H162V16H161ZM161 18H160V20H159L160 22H159L158 20H155L156 22L154 23V26H152L153 28H154V27H157V30H158V31H160L161 26H160V24H159V25H156V24H157V21H158L159 23H161L163 19L165 20V18H162V20H161ZM205 18H204V19H205ZM223 18H222V20H223ZM240 18H239V19H240ZM26 19H27V20H26ZM35 19H36V18H35ZM41 19H40V20H41ZM58 19H60V17H59ZM58 19H57V20H58ZM140 19H141V20H140ZM146 19H145V20H146ZM182 19H183V18H182ZM182 19H181V20H182ZM202 19H201V22L204 21V19H203V20H202ZM207 19H206V20H207ZM217 19H216V20H217ZM36 20H37V19H36ZM48 20H49V21H48ZM106 20H107L108 22H106ZM148 20H149V21H148ZM164 20H163V22H164ZM172 20H171V21H172ZM20 21H21V23L24 22V21H26V24H25V23H22V26H21ZM167 21H168V22L165 21V26H166V27L169 26V27H167V28H171V27H170V25H171V21H170V20H167ZM169 21H170V22H169ZM174 21H172V22H173V23H172L173 25L175 24ZM178 21H179V22H178ZM207 21H208V20H207ZM207 21H206V22H207ZM230 21L228 20L227 22H230ZM6 22H2V23L0 24L1 27L4 25V23L6 24ZM9 22H8V23H9ZM58 22H59V20H58ZM137 22H138V21H137ZM137 22H136V23H137ZM139 22L137 23L139 26L137 25V27H135V28H137L138 30L140 29V30H139V33H135V31H136V32L138 31V30H135V31H134L135 28L132 30V33H133V31H134L133 34L139 35L138 37H139L140 39H143V38H142V37H143V36H142V35H143V29H142V28H143V25H144V24L141 26V27H142V28H141ZM150 22H151V21H150ZM153 22L151 23L152 25H153ZM163 22H162V23H163ZM182 22L185 23L184 21H182ZM182 22H180V24H181ZM204 22H205V21H204ZM221 22H219V23H221ZM257 22H256V23H257ZM263 22H264V21H263ZM8 23H7V25H8ZM51 23H53V20H52ZM51 23H50V24H51ZM109 23H108V24H109ZM127 23H128V24H127ZM148 23H147V24H148ZM162 23H161V24H162ZM168 23H169V24H168ZM186 23H185V26H184V25H183V26H178V27H180V28L185 27V28H183L184 30H182L183 32L185 31V29H186V32L190 29V26H189L188 23H187L188 25H187V27H186ZM192 23H195V24H192ZM243 23H244V24H243ZM50 24H49V25H50ZM98 24H97L95 27H98ZM108 24H106V25L108 26ZM111 24H112V23H111ZM147 24H145V25H147ZM151 24L148 25V28L151 27V26H150ZM166 24H168V25H166ZM180 24H179V25H180ZM202 24H203V22H202ZM202 24H201V25H202ZM35 25H34V27H33V28H35L34 30H36V29H40L39 27L37 28L38 25H37V26H35ZM40 25H42V24H40ZM40 25H39V26H40ZM49 25H48V27H49ZM54 25H55V22H54ZM101 25H102V26H101ZM109 25H110V24H109ZM130 25H131V26H130ZM134 25H135V24H134ZM145 25H144V28H145ZM163 25H164V24H163ZM163 25H162V27H163ZM173 25H172V26H173ZM175 25H176V24H175ZM181 25H182V24H181ZM198 25H200L199 22H198ZM201 25H200V26H201ZM204 25H206V23H204ZM226 25H227V26H226ZM42 26H43V25H42ZM46 26H47V25H46ZM51 26H52V24H51ZM58 26H59V25L56 24V27L52 26V28L55 29V28H57ZM100 26H101V27H100ZM107 26H105V27H106V30H107ZM149 26H150V27H149ZM165 26H164V27H165ZM214 26H217V27H220V28H221V29H219V31H218V33H219L220 35H218L217 32H215L216 35H215V33H213V32H214V28L217 29V28L214 27ZM3 27H4V26H3ZM9 27H8V28H9ZM28 27H29V28H28ZM109 27H111V26H109ZM109 27H108V28H109ZM129 27H128V29H130ZM152 27H151V29H153ZM159 27H160V28H159ZM164 27H163V28H164ZM166 27L164 28L165 30L167 29ZM176 27H177V26H175V27L172 28V29H173V30H172L173 32H174V29H175ZM188 27H189V28H188ZM196 27H197V25H196ZM213 27H214V28H213ZM230 27H231V29H230ZM5 28H7V27H4V28H3L4 31H6ZM24 28H25V29H24ZM33 28H32V29H33ZM123 28H124V29H123ZM163 28H162L161 30H163ZM180 28H179V29H180ZM205 28H204V29H205ZM210 28H211V29L213 28V30H212L213 32L210 30ZM232 28H234V29H235V28H236V29L238 28L240 32H238V29L234 31V29H232ZM0 29H1V28H0ZM3 29H2V30H3ZM26 29H27V30H26ZM32 29H31V31H32ZM50 29H51V28H49V30H50ZM111 29H114V28H110V30L108 29V33H110L109 31H111ZM145 29L147 30V27H146ZM145 29H144V30H145ZM179 29L177 28V31L175 30V31H176L175 33H177V34L180 33V32L178 31ZM191 29L189 30L190 32H191ZM25 30H26V31H25ZM34 30H33V31H34ZM56 30H57V29L52 30V31L57 32ZM96 30H97V28H96ZM117 30H115V31L112 30V32H111L109 35H110V36H111L112 34H113L114 36H115L116 34L118 35V33L116 32ZM146 30H145V31H146ZM153 30L156 31L155 28H154ZM153 30H152V31H153ZM167 30H168V29H167ZM217 30H218V29H217ZM217 30H215V31H217ZM221 30H222V31H221ZM226 30H228V29H226ZM229 30L226 31L227 33L224 32V34H225L224 36H225V39H226V40H227V39H230V38L233 37V35H232V37L229 36V35H231V33H232V32L230 33ZM255 30H256V32H257L256 34H257L258 36H260V37H258L257 35H255V36H257V37L255 38V36H254V39H255V42H254L253 39H252V38H253V37H252L253 34H252V36H251V32L254 33ZM8 31H9V30H8ZM8 31H7V32H8ZM37 31H38V30H37ZM94 31H95V30H94ZM98 31L100 32V31H102V30H97V31H95V33H96V32L99 33ZM103 31H104V30H103ZM127 31L130 32L131 30H127ZM148 31L150 32V29H148L146 32H148ZM155 31H154V32H155ZM170 31H171V30L169 29L167 32H165V31H161V32H158V34H159V33H160V34L163 33V35H164L165 33L168 34V32H169V33H172V34H171L172 36L174 35V36L177 37L178 35H180V34H178V35L176 34V35H175V33H173L172 31L170 32ZM180 31H181V29H180ZM182 31H181V34H184L185 32L182 33ZM253 31H254V32H253ZM258 31L260 32V34H258V33H259ZM0 32H2V31L0 30ZM105 32H106V31H105ZM105 32H104V33H105ZM113 32H114V33L116 32V33L114 34ZM123 32H124V31H123ZM146 32H144V34H145ZM149 32H148V33H149ZM154 32H151V33L153 34ZM199 32H200L201 34H200ZM228 32H229V33H228ZM30 33H31V32H30ZM95 33H92V34L95 35L94 37L91 36V38L93 37V40H94V42H92V43H93V46H91L90 48L87 47L88 49H87V48L84 49V53H86V54H84L85 57L83 56V57H84L83 59H87L88 57H93V56H90V54H89V49L91 50L92 47H93L94 49H96V50H94L95 52H97V50H98V52H99V50L102 51L101 49H97V48H99L100 46H102V44H104V43H105V45H103V46L106 47L107 42H104V40L106 39V40L109 41V39H110V36L108 37V39L105 38V37L108 36V33H107V35L104 36V35H103L104 33L102 34V32H100L101 35H102L105 39H103V40L100 39V41H98L99 43L102 42V44H100V45L97 44V43L95 44V42H97V41H95V40L98 39L97 36H99V37L102 38L101 35H97V33H96V34H95ZM124 33H126V31H125ZM124 33H123V35H124ZM148 33H147V34H148ZM151 33H150V34H151ZM156 33H157V32H156ZM156 33H154V34H156ZM188 33H189V32H187V35H188ZM191 33H192V32H191ZM212 33H213L215 36H214ZM236 33H237L238 35H237ZM239 33H242L243 35H242V34H239ZM0 34H1V33H0ZM7 34H8V33H7ZM18 34H19L20 36H22V37H21L22 39L25 38L26 41L23 39V40L25 41V43H24L25 45H23V42H24L23 40H22V44H21V46L19 45V44L21 43V38H18V37H19ZM105 34H106V33H105ZM127 34H128V32H127ZM127 34H125L124 36H123L122 34H120L121 36H120L119 38H121L122 36H123V38H124L125 36H127ZM147 34H146V35H147ZM154 34H153V36H154ZM158 34H156V36H157L156 39H154L153 36L150 35L151 38H153V40H156L157 42H156V41H153L151 38H150V39H151L150 43L147 42V44H148L149 46H150L151 44H152V46L154 45L153 48H155V49H157L156 46H155L156 44H157L158 49H159V45H161V43H163V42H159L160 44L158 43L159 40H157V39H160V38H158V37H160V35H158ZM226 34H228V35H226ZM263 34H262V35H263ZM117 35H116V39H115V37H112V39L114 38V41L118 39V38H117V37H118ZM129 35H130L131 37H130ZM146 35H145V36H146ZM163 35L161 34V36H162V41H164V43H165L166 41L163 40V37H165V38H166V37H169V36L172 37L170 34H168L167 36H166V34H165V36H163ZM189 35H191V34L189 33ZM212 35H213L214 37H212ZM24 36H25V37H24ZM30 36H31V37H30ZM132 36H133V35H132L131 32H130V33L128 34V37H127V38H130V39L132 38V39H133ZM150 36L147 35V37H144V38L147 39V38H149ZM174 36H173L172 38H174ZM191 36L193 37V33H192ZM209 36L212 37V39L216 38V39H217V42H216L215 40H211V38H209ZM216 36H218V37H216ZM226 36H229L230 38H229V37L226 38ZM235 36H234V37H235ZM95 37H96V38H95ZM135 37L137 38V36H134V38H135ZM154 37H155V36H154ZM170 37H169V38H170ZM176 37H175V38H176ZM181 37H182V35H181ZM181 37H180V38H181ZM194 37H193V38H194ZM203 37H204L205 39H203ZM221 37H222V38H221ZM238 37H239V40H241L240 36H238ZM247 37H248V40L251 39V41L254 42V43L248 41V40H247ZM251 37H252V38H251ZM6 38H7V39H6ZM9 38H10V39H9ZM28 38H29V41H27ZM30 38H31L32 40H31ZM36 38H39V37H36ZM94 38H95V39H94ZM123 38H121L122 40L120 39L121 41H120V40H117L118 42L115 41V43H117V44H115V45L113 44V41H111L112 39H110V41H111L112 43L109 41V42L111 43V44L108 43V44H109V47H111L112 44H113V47H115L116 45H118L117 47H120V48L122 49L124 46H123L122 44H121L122 47L119 46L120 43H121V42H124V43L127 42V41L123 40ZM127 38L125 37L126 40H127ZM165 38H164V39H165ZM169 38H167V39H169ZM175 38H174V39H175ZM180 38H178V39H176V40H177V42L179 43V45H180V44H181V45L183 44V47H182V46H179V47H178L177 44H176V42H175L176 40H173V42H175V44H176V45H174V46L172 45V44H174L173 42L170 43V41H172L171 38H170L171 40H170V41L168 40V41H169V43L172 45L171 47H173V48H174L175 46H176L175 48H178V49H179L180 47H182V49L180 48V50H181V54L179 55V56H181V57L178 56L180 50H179L178 54H177V50H176L175 48H174V50H176V51H173L172 48H171L172 50H170V48H169V47H170V44H169L168 42H167V43H168L169 45H168L167 43H166V44H167L169 47H168V46H165L167 49H166L165 47H163V45H166V44H163V45H162L163 48L160 46V49L163 50V49L165 48V49L168 50V51L170 50L171 53H172V52H176L174 55L177 54L176 57L178 56V58L175 57L176 59H178V61L174 58V55H173V54H172V55H173V58H174V59L171 58V56H170L171 54L169 55V56H170L169 58L167 57V58H168V59H167V58L165 57L166 55L168 56V54H165V53H167V51H165V50L162 51V50H161V53H160L159 50H158V55H159V53H160V55H163L164 58L162 57V59H163V60L165 59L164 61H166V63H168V61L171 59V60H173V61L176 60V61L178 62L177 64H179L180 61H182V58L184 59L186 53L184 54V52H183V51H184L183 48L185 47L184 44L188 41V40H186V39H187L186 33H185V36H183V39L186 40V41L183 42V41H182V40H183L182 38H181V41H180V40H179ZM189 38H190V37H189ZM249 38H250V39H249ZM8 39H9V40H8ZM18 39H20V41H19L20 43L18 42ZM39 39L41 40V37H40ZM39 39H38V40H39ZM43 39H44V38H43ZM132 39H131V40H132ZM145 39H144V40H145ZM190 39H192V38H190ZM190 39H189L190 42H188V43H191V42L194 40V41H193V45H194L195 39H193L192 41H191ZM197 39H196V40H197ZM225 39H224V40H225ZM232 39H233V38H232ZM235 39H236V38H235ZM235 39H234V40H235ZM16 40H17V41H16ZM38 40H37V41H38ZM40 40H39V41H40ZM90 40H91V39H90ZM101 40H102V41H101ZM106 40H105V41H106ZM131 40H130V42H131ZM134 40H135V41H138V40H136V39H134ZM144 40H143V42L146 43ZM237 40H238V39H237ZM12 41H13V42H12ZM41 41H42V42H38V43H37V42H36V39H35V41L32 42V43H35V42H36L37 44H40V43L43 44V41H44V45H43V46H45V44H46L45 42H46V41H45V40H41ZM91 41H92V40H91ZM135 41H134V42H135ZM140 41H142V40H140ZM152 41H153L154 43H156V44H153ZM160 41H161V39H160ZM179 41H180V42H179ZM204 41H202V42H198V44L201 43V44H200L201 46H205V45L208 46V44H211V42H210V43L206 42V43H208V44H205ZM221 41H222V40H221ZM259 41L261 42V40H258V42H259ZM14 42H15V43H14ZM26 42H27V43H26ZM119 42H120V43H119ZM134 42H133V43H134ZM143 42H141V43H139V42H135V43H139V44H136V45H138V46H140V47L142 46L141 49L143 50V53L146 52V50H145L146 48H147V52H148V53H149V51L152 52V50H154V49L152 48V46H151L152 49H151V50H148V49H149V46H147V44H146L147 47H144V46H145L144 44H143L144 46L141 45ZM181 42H182V43H181ZM203 42H204L205 45L202 44ZM241 42H242V41H241ZM12 43H14V44H12ZM16 43H18V45H16ZM118 43H119V44H118ZM124 43H123V44H124ZM127 43H129V42H127ZM135 43H134V44H135ZM188 43H186V44H187L186 47L190 46V44L188 45ZM249 43H251V44H249ZM261 43H262V42H261ZM30 44H31V43H30ZM41 44H40V45H41ZM47 44H48V41H47ZM108 44H107V45H108ZM130 44H132V42L129 43V46H130ZM195 44H197V42H195ZM198 44H197V45H194V46H192V47H196V48H197ZM253 44H255V45L257 44V45L255 46V48H254ZM28 45H29V44H28ZM94 45H96V46L98 45V46H97V47H96V46L94 47ZM124 45H125V44H124ZM191 45H192V43H191ZM216 45H217V46H216ZM220 45H221V44H220ZM18 46L21 47V48H19ZM138 46H137V47H138ZM210 46H209V49H208V47H207V48H204V49H208V50L210 51V50H211ZM245 46H246V45H245ZM252 46H253V47H252ZM109 47H106L107 50L104 49V48H103V50H106V52H108V48H109ZM143 47H144V49H143ZM192 47H191V46L189 47L190 50L192 49V50L194 51V53H193L192 50H191V54L193 53L192 55L189 53L190 51L188 52V50L185 49V52H188V55L186 54L188 58H189V54H190L191 56L194 57V55H195V53H196L195 56H198V57L201 56L200 58L202 59V56L205 57L206 53L208 52V50H204V49H203V51H205L206 53H205V54H201V53H203V52L201 51V52H200L201 55H200V54H197V53H198L200 50H202V49H198L199 51L197 50L198 52H195V51H196V48L194 49V48H192ZM198 47H199V48H202V47H200V46H198ZM168 48H169V49H168ZM189 48H188V49H189ZM247 48H248V47H247ZM253 48H254L255 50H254ZM45 49H46V48H45ZM110 49H111V48H110ZM110 49H109V50H110ZM117 49L119 50V48H116L115 50H117ZM127 49H128V50H127ZM129 49H130V48H127V45H126L125 48H124V50H127V51H129ZM138 49L140 50L139 47H138ZM219 49H220V48H219ZM219 49H218V50H219ZM248 49H249V48H248ZM85 50H86V51H85ZM87 50H88V51H87ZM115 50L113 49V51H115ZM118 50H117V51H118ZM122 50H123V49H122ZM124 50H123V52H125ZM139 50H138V51H139ZM142 50H141V51H142ZM144 50H145V51H144ZM182 50H183V51H182ZM253 50H254V51H253ZM24 51H26V53H25ZM110 51L112 52V50H110ZM110 51H109V53H111ZM155 51H157V50H155ZM164 51H165V53H163ZM170 51H169V52H170ZM45 52H47V51L45 50ZM87 52H88V53H87ZM91 52H93V49H92ZM91 52H90V53H91ZM95 52H94V53H95ZM98 52H97L95 55L98 56V54L101 53V52H99V53H98ZM106 52L104 51V54H103V52H102V53H101L102 55L100 54L99 56L106 55V54H107ZM169 52H168V53H169ZM182 52H183V54H182ZM246 52H248V51L246 50ZM257 52H258V50H257ZM259 52H260V51H259ZM105 53H106V54H105ZM113 53H115V52H112L111 54H113ZM120 53H121V50H120ZM120 53H119V55H120ZM125 53H126V52H125ZM127 53H128V52H127ZM141 53H142V52H141ZM143 53L141 54V56L143 55ZM148 53H146L147 55L144 53V55H146V57H147V56H148ZM153 53H154V51H153ZM155 53H156V52H155ZM162 53H163V54H162ZM208 53H209V55H206V57L208 58V56H209V58H211L210 61H211V62H214L215 60H213L212 58H214V55H215L216 52H214V55H213V53H210V52H208ZM208 53H207V54H208ZM255 53H256V52H255ZM255 53H254V54H255ZM261 53H262V52H261ZM25 54H26V55L28 54V55L26 56ZM82 54H83V53H81V56L78 55L77 57H79V56L82 57ZM87 54H89V56H88ZM115 54L118 55V53H115ZM139 54H140V52H139ZM156 54H157V53H156ZM257 54H256V55H257ZM263 54H264V53H263ZM86 55H87L88 57H87ZM92 55H93V53H92ZM95 55H94V57H95ZM107 55H108V54H107ZM116 55L113 54V56H112V55L109 54V58L111 59V57H113V60H114V59L116 58V57L114 58V56H116ZM119 55H118L117 57H119ZM121 55L124 56L125 54H121ZM144 55H143L142 57H141V56H140V57L143 59ZM158 55H157V56H158ZM199 55H200V56H199ZM210 55H211V56H210ZM212 55H213V57H212ZM29 56H30V55H29ZM97 56H96V58H94V60H92V61H95V62H91V61H90V63H92V64L94 65V67H95V65H96L97 63L100 65V62H97V61H99V56H98V58H97ZM123 56H122V57H123ZM150 56H151V55L149 54V57H150ZM27 57L29 58V60L27 59ZM80 57H79V58H80ZM86 57H87V58H86ZM104 57H105V56H104ZM104 57H103V61L105 60L104 62L106 63V59H104ZM152 57H153V56H151L150 58L152 59ZM154 57H156L155 54H154ZM154 57H153V60H154ZM187 57H185V58H187ZM193 57L189 58V59H191V60H189V63H191V64L193 63V65H195V64H197L196 62H197L200 58H198V57H194V58H193ZM253 57H255V58L253 59ZM79 58H78V59H79ZM100 58H102V57H100ZM105 58H108V56L105 57ZM141 58H140V59H141ZM147 58H148V57H147ZM158 58L161 59L160 56H158ZM158 58H155V60L158 59ZM180 58H181V60L179 61ZM188 58L185 60L186 62L188 61ZM192 58H193V62H191V61H192ZM195 58H198V60L195 61V60H196ZM209 58L207 59V62H208ZM83 59L81 58V62L83 61ZM88 59H89V58H88ZM92 59H93V58H92ZM95 59H96V60H95ZM97 59H98V60H97ZM110 59H109V60H110ZM119 59L121 60V58H118V61H119V64H120L121 61H120ZM144 59H145V58H144ZM144 59H143V60H144ZM162 59H161L160 62H162ZM194 59H195V60H194ZM251 59H252V60H251ZM109 60H107V61H109ZM113 60H110V62L112 63ZM115 60H117V59H115ZM146 60H148V61H146ZM155 60H154V62H155ZM171 60H170V61H171ZM202 60H203V59H202ZM205 60H206V59L204 58V61H203V62H205ZM77 61H79V60H77ZM84 61H88V60H84ZM100 61H102V60H100ZM103 61H102V62H103ZM141 61H142V60H141ZM141 61H140V64H142L144 61L151 63V62L149 61V59H145L143 62H141ZM185 61H183L184 64L186 63ZM199 61H200V60H199ZM199 61H198V62H199ZM88 62H89V61H88ZM96 62H97V63H96ZM110 62H108V63H110ZM113 62H114V61H113ZM146 62H145V63H146ZM158 62H159V60H158ZM158 62L156 61V62H155V65H156ZM200 62H201V61H200ZM207 62H205L204 64H208ZM211 62H209V63L211 64ZM78 63L81 64L80 61H79ZM83 63H84V62H83ZM85 63H86V65H89V64H90V63H87V62H85ZM85 63H84L83 65H85ZM94 63H96V64H94ZM111 63H110V64H107V63H106L105 65H104L103 63H101V65L103 64V68H104V66H106V65H107L106 68L109 67V68L105 69V72H104V73L107 72L106 70L111 69L110 67H112V69H113V68H116V67H117L116 65H118V62H117V63L114 62L116 65L112 63V66H110ZM145 63L142 64L144 67H146V66L144 65ZM162 63H165V62H162ZM162 63H161V65H162ZM172 63H173V62H172ZM172 63L170 62V63H168V64H172ZM181 63H182V62H181ZM189 63H188V64L186 63V64L189 66L190 70H193V71H191V72H190L189 69H187L188 66H186V65L184 66L183 63H182L183 66H181L180 68L182 69L183 67H185L187 70L184 68L185 70L183 69L184 71H182V70L178 67V66L181 65V64H179V65L177 66L176 63H173L174 65H176L175 70H177V69L179 68V69L182 71L181 74H179V72H178L179 69L176 71V72H178L179 76H178V74H176V72L173 71V72L177 75V77L175 76V74L172 75L171 72H168V70H170V69L172 70V67H175V66H173V64L171 65L172 67L169 68V69H168V66H167V69H168V70L164 68V67H166V64L164 65V67H161L160 70L158 69L159 72L161 71V74H160V73H159V74L157 73V74H158V77H157L158 80L161 79V78L159 79V76H161L163 73H164L163 76L165 75V77H166V74H167V77H166V78L163 77V78H165L166 81H165L164 79L161 80V81L164 80L163 82H165V83H162V82L160 81L162 84L159 83V81L157 82V79H156V81L152 82L153 80H155V79H153V78H154L153 75L156 74L155 69H154V70H151L152 72L149 71V74L147 73L146 70H144V71H146L145 73L149 75V77H151V75H152V78H151V79H153V80L151 81V79L149 78L150 81H151V83H149L150 81L147 79L146 74H144V71H142V72H143L142 74H144V75L146 76L147 81H145V84H144L142 81L138 82L137 86H138L139 91H143V92L145 91L144 88L146 87V82H147V85H148V83H149L148 88H149V86L152 87L150 90L153 89L154 92H152V91L148 92V90H146V91H145V92H146V95H145V93H143V94L145 95V97H143V98H136L135 96H129V97H125V96H123V97H121V99H122L123 102H124V103L121 102V103L123 104V105L121 104V105L123 106V112H120V111L122 110V108H121V109L119 108L120 106L115 107V105L117 104V103H115V102H116L118 99H117V100L114 99V100H116L115 102H114V100L112 99L113 96L115 97V95H113V94H116V93H113V92H112V93H113V94H112V93L110 92V90H109V88H108V82H109V80L107 81V87H106V89L112 94V97H109V98L113 101V103H114L115 105H113L112 103H110V101H109L110 99H109V100H108L109 103L112 104L111 106H109L110 104L108 103V101H107L106 99H104V100H106L107 103L109 104V105L107 104V105L109 106V108L111 107L110 109H108V112H107V110H106V112H107V113H110L109 110H111V109L114 110L115 108H117V110L119 109L118 112H120V113H124V114H122V116L126 115L127 118H128V117L131 118L130 116H132V119H133V120H132V121H133V125H134V126L140 131V133H141L139 136L141 137L140 140H141V139H142V140L140 141V140L137 139V141H138V142H137L138 145H139L140 143H143V145L146 144V146H145V152H146V155H150V154H151V155H152V159H155V161H157V159H161L162 156L165 155V154H164V155L161 156V154H162L161 152L163 151V147H164L165 149H167V151H169V150L172 149L169 145H170L171 143H173V144L175 145V142H176V138H175V140H173L174 138H172V137L174 136L173 133H172V131H169V128H173V127L171 126V122L173 121V119L176 118V115H175L174 113H170L169 110H167V107H166V102H167V101H166L165 97H164V98H161V97H163V96H169V95L171 94L170 91H169L170 94L168 93V90H169V89L166 90V88H170V87H172V88L174 89V91H175V92H174L173 89L171 88L172 92H174V93H172V94L175 95V93H177V96H179V97L183 100V102L186 104V107H185V108L187 109V111H188V110H189V111L191 110L196 116L200 117V119H201L203 122H204L205 120L208 121V123H209L210 125H212V128H213V129L216 127V130H217V126H216V125L220 124V123H218V122L221 121V119H219L220 121L218 120V117L221 116V118H222V120H223L225 114H223L222 112H225V110H226V114H227V112H229V113H230V117H232V116H231V113H232V112H230L231 110L229 109V107L227 106V108H228L229 111L227 110V108H224L223 103H224L225 101L222 100L223 103L221 102L223 108H222L220 102H218L219 105L221 106V108H220V109H221L220 113H218L219 111H218V112L216 111V109H217V105L215 106V104H214V103H216V102H214V101L220 99V97H222V98L226 97L227 99L230 98V97H227V95H226V96H225V95H221V96H219V95H216V93H215V97H216V96L218 97V98L216 97L217 99H215V97L213 96L214 94H210V93H211V92H210L211 89L208 90V88H205L206 85L203 84V83L206 82V80H205L204 78H202V80H200V78H198V77L201 76V74H202V73H200V71L202 70V68H201V69L199 68L200 71L197 72L198 74L200 73L199 75H198V74H194V75H193L192 73H193V72L196 73V70H198V69L196 68V70H195L194 66H192L191 64L189 65ZM194 63H195V64H194ZM10 64H11V65H10ZM79 64L76 63L77 66H78ZM158 64H159V63H158ZM168 64H167V65H168ZM212 64H213V63H212ZM16 65H14L15 68H17ZM81 65H82V64H81ZM86 65H85V66H86ZM90 65H91V64H90ZM99 65H96V67L98 68ZM113 65H115L116 67L113 66ZM146 65H147V63H146ZM155 65H153V66H154V68L156 67V70H157V67H158V66H161L160 64H159L158 66H155ZM198 65H199V64H198ZM2 66H4V64H3V65L1 64V67H0V68H1V69H0L1 74L3 73L2 71H4V72L7 71V70H5L4 67H2ZM9 66H7V67H9ZM79 66H80V65H79ZM85 66L80 67L81 70L84 69V68H86ZM118 66L120 67V65H118ZM143 66H142V67H143ZM153 66H152V63H151V67H152V68H150V66L147 65L148 70H149V69H153ZM190 66H192V67H190ZM7 67L5 66V68L8 69V71H7L8 73H10L9 70L12 71V68L14 69V67H11V69H9V68H7ZM83 67H84V68H83ZM100 67L102 68V66H100ZM119 67H118V69H119ZM169 67H170V66H169ZM177 67H178V68H177ZM195 67H197V66H195ZM199 67H200V66H199ZM2 68H3V70H2ZM20 68H19V69H20ZM97 68H96V69H97ZM193 68H194V69H193ZM19 69H16V71H15V69H14L15 72H14V71H13V72L16 73V72L19 71ZM23 69H22V70H23ZM25 69H24V70H25ZM29 69H30V68H28V69H26V70H28V71L30 72ZM78 69H79V67H78ZM141 69L143 70V68H140V70H141ZM144 69H146V68H144ZM162 69L166 70V74H165V71L162 72ZM173 69H174V68H173ZM1 70H2V71H1ZM22 70H20V71H22ZM113 70H114V71H115V70L117 71V69H113ZM113 70H108V71H109L108 73H111V71H113ZM180 70H179V71H180ZM188 70H189V71H188ZM194 70H195V71H194ZM28 71H26V72H28ZM98 71H99V72H100V71H104V69L99 70V68H98ZM114 71H113L112 73H116V71H115V72H114ZM153 71H154L155 73H153ZM186 71H187L188 73H187ZM13 72H12V73H13ZM24 72H25V71H24ZM24 72H20V73L25 74L26 72H25V73H24ZM150 72H151V74H150ZM167 72H168V73H167ZM189 72L191 73V76H195V77L198 76L197 78H198L200 81H197V79H196L195 77H193V78L191 77L192 80L189 79V77H187L188 75H190ZM201 72H203V71H201ZM12 73H11V75L13 76ZM18 73H19V72H18ZM100 73H101V72H100ZM102 73H103V72H102ZM102 73H101V74H102ZM112 73H111V74H112ZM152 73H153V74H152ZM169 73H171V76H173V77H172V81H171V80H167L168 78L171 79V78H170V75H168ZM1 74H0V75H1ZM16 74H17V73H16ZM16 74H15V75H16ZM23 74H22V75H23ZM157 74H156V76H157ZM185 74H186V75H185ZM203 74H206V72H203ZM15 75H14V76H15ZM17 75H18V74H17ZM17 75H16V76H17ZM25 75H26V74H25ZM25 75L21 76V74H20V77H21V78L19 77L20 80H18V81L20 82V81L22 80V78H24L23 80L26 81V76H25ZM103 75L105 76V74H103ZM106 75H107V73H106ZM109 75H110V74H109ZM113 75H114V74H113ZM113 75H111V77H112ZM14 76H13V77H14ZM16 76H15V77H16ZM18 76H19V75H18ZM142 76H143V75H142ZM142 76H141V78L144 80V79H145V76H144V78H143ZM156 76H155V78H156ZM168 76H169V77H168ZM202 76L205 77L204 75H202ZM206 76H207V75H206ZM13 77H12V78H13ZM109 77H110V76H109ZM109 77H108L107 79H110V80L112 79V81H113V82L110 81V82H111L110 84H112V83H114V82L117 84V82H116L115 80H113V78H109ZM161 77H162V76H161ZM174 77H175V79L173 80ZM186 77H187L188 79H187ZM105 78H106V76H105ZM13 79H15V78H13ZM142 79H141V80H142ZM146 79H145V80H146ZM195 79H196V80H195ZM203 79H204L205 81H204V82H201V81H203ZM139 80H140V79H139ZM190 80H191V81H190ZM193 80H194V81H193ZM25 81H23V82L25 83ZM148 81H149V82H148ZM168 81H170V82H168ZM195 81H197V82H195ZM12 82H13V81H12ZM14 82H15V80H14ZM16 82H17V79H16ZM19 82H18V83H19ZM21 82H22V81H21ZM23 82H22V83H19V84L21 85V87H22V85L25 87V84H24ZM26 82H27V81H26ZM166 82H167V85H168V83H170L169 86H170V85H171V86H170V87L168 86V87L165 88L164 85L167 86V85H166ZM198 82H199V83L201 82V84H198ZM251 82H252V83H248V84H250V85L253 84V83H254V80L251 81ZM18 83H17V84H18ZM115 83H114L113 85H116ZM13 84H14V87H15L16 84H15V83H13ZM19 84H18V85H19ZM27 84H28V82H27ZM202 84L204 85V87H203ZM28 85H29V88H28V86L26 85L28 89H26V87L24 88V89L26 90V92H27V95H25V93H24L25 90L23 91V88L20 89V90L22 91V92H21V91L18 89L20 86H16L17 89H18V91H20L21 96H23L22 94H24L25 97H20V93L17 91L16 88L13 87V85H11L10 88H9V89H11V87H12V89L9 90V93H12V95L8 94V96L6 97V93H4L5 96H4L3 93H0V94H1L0 96H4V97L7 98V100H8V101L6 100L7 103L4 102V101H5V100H3L4 97H3L2 101L0 100L1 102L4 103V105H5V103H6V106H7V107H6V106L3 105V108H1V109L3 110L4 108H6V109H5L6 112H7V110H8L9 113H8V112H7V113L10 115V116H9V115L6 116V117L9 116L8 119L5 117V121H6V119H7L8 122H4L3 124H4V125L6 124L7 126L10 125V126H8L7 128H10V127H11L10 130H8V131H10L11 133H12L13 131H16V132L18 131V132H21L22 134L25 135V138H22V136H21L22 134H21V135H18V136H21V138L18 137L19 139H21V140H19V141H22V142H23L24 140L27 139V137H28V139L32 138V139H33V142L35 143V146H36V145H37V146L39 145L41 148H38V147H37V148H38V149H43L42 147H46V145H47V141L44 139L45 137L43 138V136H46V135H44V134H43V135H40V134H39V135H40V138L37 139L39 136L37 137L38 134H37V130H36V127H35V126H37V127H41L42 124H44V123H41V122H40L42 119H38V120H40V121H39L40 123L37 122V118H38L37 116H40V114L43 113V112H45L46 114L49 113V111H50L49 109H50V108H48L49 111H48L47 109H45V110H43V109L46 108V107L48 106L49 101L51 100V98L49 99V97H50V95L52 94L51 92H53V91L51 90L50 87L47 88L48 90H49V89L51 90V92H50L51 94L48 92L49 95H47V94H46V90H47V89L45 90V88H44V90H45V92H44V91L42 90V89H43V88H42L43 86H42V87H41V91H43V92L46 94V95H44L46 99H44L43 95H41V94L39 93V92H41V91H39V92H38L39 94L37 93V94L40 96V97H39V100H40V101H39L38 98H37L38 95H36L35 92L32 93V91H31V93H29L28 90L31 88V86H30V84H28ZM113 85H112V87L115 88ZM199 85H200V86H199ZM212 85H213V84H212ZM212 85H211V87H212ZM250 85H249L248 89H250V87L252 86L251 89L257 91L258 88H259V87L257 86L256 83L254 84L256 87H255L254 85H251V86H250ZM44 86H45V84H44ZM46 86H47V84H46ZM46 86H45V87H46ZM110 86H111V85H110ZM110 86H109V87H110ZM116 86H118V85H116ZM253 86H254V87H253ZM213 87H215V86L213 85ZM257 87H258V88H257ZM113 88H110V89H113ZM146 88H147V87H146ZM148 88H147V89H148ZM201 88H203V89L205 88L204 90L207 89L206 91H208L209 93H207L206 91L203 92V91H202L203 89H201ZM253 88H254V89H253ZM255 88H256L257 90H256ZM14 89H16L17 92H15ZM31 89H32V88H31ZM31 89H30V90H31ZM143 89H144V90H143ZM251 89H250V93L252 92ZM12 90H14V91H12ZM48 90H47V91H48ZM115 90H116V88L114 89V91H115ZM10 91H11V92H10ZM108 91L105 92V94H106L107 96L109 95V94H107ZM112 91H113V90H112ZM116 91H117V90H116ZM212 91H213V90H212ZM255 91H254V94H255L256 96H257V93H258V92H261V91H257V92H255ZM5 92H8V89H7ZM13 92H14L15 94H17L16 96H18V93H19V96H18L17 98L14 97L15 95H14ZM205 92H206V94H205ZM248 92H249V91H248ZM41 93H42V92H41ZM44 93H42V94H44ZM147 93H148V94H147ZM213 93H214V91H213ZM252 93H253V92H252ZM252 93H251V94H252ZM2 94H3V95H2ZM30 94H31V96H33L34 98L30 97ZM34 94H35L36 96H34ZM105 94H103V96H104ZM111 94H110V95H111ZM172 94H171V95H172ZM207 94H208V95H207ZM209 94H210L211 96H210ZM251 94H250L249 96H252V95H253V94H252V95H251ZM261 94H263V93L261 92ZM106 95H105V96H106ZM144 95H143V96H144ZM259 95H260V93H259ZM46 96H47V97H46ZM105 96H104V98L107 97V96H106V97H105ZM175 96H176V95H175ZM212 96H213L214 98H212ZM223 96H224V97H223ZM260 96H261V95H260ZM262 96H263V95H262ZM19 97H20V98H19ZM101 97H102V96H101ZM114 97H113V98H114ZM29 98H30V99H29ZM42 98H43V100H45V101H42V100H41ZM222 98H221V99H222ZM226 98H224V99H226ZM259 98H260V97H259ZM259 98H258V100H259ZM262 98H264V97H262ZM32 99H33V100H32ZM34 99H35L36 101H39V102H36V103H35V100H34ZM119 99H120V98H119ZM121 99L117 101L119 104H120V101H122ZM213 99H214V101H213ZM221 99H220V100H221ZM227 99H226V100H227ZM31 100H32V101H31ZM46 100H48V102H47ZM90 100H92V101H93V100H95V101L98 100V102H99V100L101 101V99H97V98H95V99H89L87 102H89V104L91 103L92 105H98V106H99V104L101 103V105L106 106V104H104L106 101H104V103H103V102H99V104H98V103H97V104H93L92 101L90 102ZM124 100H125V101H124ZM220 100H218V101H220ZM230 100H231V99H230ZM230 100L226 101L227 104H228V102H229ZM102 101H103V97H102ZM158 101H160V102L162 103L163 106L156 107V106L158 105V104H157ZM1 102H0V103H1ZM31 102H33V106L31 105ZM41 102H42V103H43V102H47V103H45L47 106H45V105L43 104V106H45V107L41 108V107H42V106H41V105H42ZM50 102H51V101H50ZM81 102H83V101H81ZM81 102H80V103H81ZM96 102H97V101H96ZM144 102H145V103H144ZM226 102H225V103H226ZM20 103L22 104V106H21ZM37 103H39V104L41 103V105H37ZM84 103H86V102H84ZM84 103H83V105H84ZM94 103H95V102H94ZM153 103H155L154 105L157 104V105L154 106V107L157 108L159 111H158L157 109H155V108L152 106ZM218 103H217V104H218ZM225 103H224V104H225ZM229 103L232 104L231 102H229ZM23 104H24V105H23ZM81 104H82V103H81ZM89 104H86V106L88 107ZM227 104H225V105H227ZM34 105H37V106H34ZM50 105H51V103L49 104V106H50ZM101 105H100L99 107H101ZM117 105H118V104H117ZM219 105H218V106H219ZM228 105H229V104H228ZM39 106H41V107H39ZM49 106H48V107H49ZM104 106H102V107H104ZM108 106H106V109L108 108ZM112 106H113L114 108H112ZM220 106H219V107H220ZM34 107H35L36 109H35ZM37 107H39V108H38V109H39V110H38L39 115L37 114ZM94 107H96V106H93V109H94ZM102 107H101V108L96 107V108L94 109V111H95V110H98V111H99V109H102ZM219 107H218L217 110H220ZM7 108H8V109H7ZM40 108H41V109H40ZM88 108H89V107H88ZM90 108H92L91 105H90ZM103 109L105 110V108H103ZM201 109H203L202 111H204L205 113H203V112L201 113ZM223 109H225V110H223ZM231 109H232V108H231ZM46 110H47L48 112H47ZM89 110H90V109H89ZM104 110H100V111L103 112ZM222 110H223V111H222ZM39 111H41V112H39ZM87 111H88V110H87ZM90 111H91L90 115L93 116L92 114H94V112L92 113V110H90ZM90 111H89V112H90ZM98 111L95 112V113L97 114V115L95 114L96 116L94 115L95 118H96L97 116H100V115H98V113H97ZM100 111H99V113H100ZM191 111H190V112H191ZM115 112H116V110H115ZM216 112H217L219 115H216ZM7 113H5V115H6ZM45 113H44V114H45ZM87 113H88V112H87ZM103 113H104V115L106 114L105 112H103ZM103 113H100V114H102V116H103ZM221 113H222V115H224L223 117H222V115H220ZM44 114H41V116L43 117ZM48 115H49V114H48ZM48 115H46V116H48ZM90 115H89V118H90ZM106 115H107V114H106ZM108 115H109V114H108ZM116 115H117V112H116V114H115L114 116H116ZM118 115H119V114H118ZM120 115H121V114H120ZM120 115H119V118H121ZM169 115H170V118H169V120H168V116H169ZM46 116H44L42 122H45L44 120H46L45 124H46V126H47V128H48V125H51L52 123L50 124V123L48 122V121L51 120V119H49L50 117L47 118ZM102 116H100V117L102 118ZM110 116H112V117L110 118V117L108 116V117H109V118H108V117L106 116V119H107V118L109 119L108 121H110V119H112V118L114 117V116L112 115V113L110 114ZM126 116H124V118H125ZM228 116H229V114H228ZM228 116H227V117H228ZM42 117H41V118H42ZM100 117H99V118H100ZM103 117L105 118V116H103ZM116 117H117V116H116ZM225 117H226V116H225ZM227 117H226L225 119H227ZM230 117H228V118H230ZM39 118H40V117H39ZM45 118H47V119H45ZM95 118L92 117V118H90V119H92V120L94 119L93 121H95V120H96ZM97 118H98V117H97ZM99 118H98V120H99ZM101 118H100V119H101ZM114 118H115V117H114ZM114 118H113V119H114ZM119 118H117V121H118ZM127 118H125V119H127ZM129 118L127 119V120H128V121H127L128 123H129ZM232 118H233V117H232ZM102 119H103V118H102ZM106 119L99 120V121H104V120H106ZM113 119H112V120H113ZM125 119H124V120H125ZM115 120H116V119H115ZM122 120H123V118H121L119 121H122ZM124 120H123V121H124ZM170 120H171V122H170ZM227 120H228V119H227ZM227 120H226V121L223 120L224 122L221 121V122L224 123V124H223V125L220 124V125L224 126L225 123L230 122V121H227ZM234 120H235V119H233L232 121H234ZM106 121H107V120H106ZM119 121H118V122H119ZM217 121H218V122H217ZM47 122H48L49 124H48ZM51 122H52V121H51ZM91 122H92V121H91ZM104 122H105V121H104ZM125 122H126V121H125ZM127 122H126V124H127ZM130 122H131V119H130ZM216 122H217V124H216V125H213V124H215ZM35 123H38V124H35ZM106 123H108V122H106ZM119 123H120V122H119ZM121 123H123V122H121ZM121 123H120V125H121ZM131 123H132V122H131ZM131 123H129V124H131ZM230 123H231V122H230ZM233 123H234V122H233ZM233 123H232V126H233ZM3 124H2V125L0 124V125L5 129L6 127H4ZM124 124H125V123H123L122 127L124 126ZM129 124H128V125H129ZM228 124H229V123H228ZM228 124H227L225 127H227ZM39 125H41V126H39ZM201 125H202V124H199V127H200V128H201ZM92 126H93V125H92ZM125 126H126V125H125ZM130 126H131V128H135V127H133L132 125H130ZM218 126H219V125H218ZM230 126H231V125H230ZM230 126H228L227 128H229ZM3 128L0 127L1 131H2ZM7 128H6V130H7ZM43 128H45L44 125H43ZM125 128H128V126H126ZM218 128H220V127H218ZM230 128H231V127H230ZM230 128H229V129H230ZM11 129H12V131H11ZM13 129H15V130H13ZM38 129H39V128H38ZM41 129H42V128H41ZM197 129H198V128H196V130H197ZM231 129H232V128H231ZM231 129H230V131H228L227 129H226V131H225L223 128H221V129H218L219 131H218V130H217V131H218V133L220 132V133H219L220 136H221V134H222L221 137H222V139H223L224 137L226 138V137L228 136V132L230 133V132L232 131ZM233 129H234V128H233ZM45 130H46V129H45ZM45 130L42 129L41 131H45ZM128 130H129V128H128ZM214 130H215V129H214ZM220 130H222V133H221ZM233 131H234V130H233ZM16 132L14 133L15 135H17ZM35 132H36L37 135L35 134ZM46 132H47V130H46ZM196 132H197V131H196ZM225 132H227V134H226ZM39 133H40V131H39ZM42 133H43V132H41V134H42ZM46 134H47V133H46ZM191 134H192V136H190V137H192V140H191V141L194 142V141L197 139V137L199 136V135H198V132H197V135H198V136L195 138L194 141H193V138L195 137V136H194L195 133H191ZM193 134H194V135H193ZM225 134H226L227 136H226ZM35 135H36V136H35ZM48 135H49V134H48ZM48 135L46 136L47 138L50 137V136H48ZM50 135H51V133H50ZM137 135H138V134H137ZM137 135H136V136H137ZM172 135H173V136H172ZM26 136H27V137H26ZM223 136H224V137H223ZM229 136H230V134H229ZM229 136H228V137H229ZM232 136H233V135H232ZM23 137H24V136H23ZM36 137H37V138H36ZM41 137H42V139L45 140V141L43 140V143H42V144H44V142H45V143H46L45 146L42 145L41 143H40V144L38 143V140L40 141V140H41ZM174 137H175V136H174ZM15 138H17V137L15 136ZM15 138H14V141H15ZM18 138H17L16 142H18ZM144 138H145L146 140H145ZM198 138H199V137H198ZM229 138H230V140H229L228 138H227V140L231 141L232 137L230 136ZM5 139H6V138H5ZM22 139H23V140H22ZM7 140H8V139H7ZM7 140H6L5 143L8 142ZM224 140H225V139H224ZM1 141L3 142L4 139H2ZM14 141H13V142H14ZM30 141H31V139H30ZM30 141L28 140V141H26V142H24V143L18 142L19 144H18V143H17V144L20 145V146H21V145L23 146V147L21 146V147H19V148H25V149H26V147H27V149H28V148L30 147V145H29L27 142L30 143ZM41 141H42V140H41ZM41 141H40V142H41ZM196 141H197V140H196ZM198 141H199V140H198ZM9 142H10V141H9ZM13 142H12V140H11V145H10V143H9V144H6V145L4 144V145L7 146V147H9L8 145H10V148H9V149L11 150V148L16 144V143L12 144ZM88 142H89V141H88ZM3 143H4V142H3ZM20 143H21V144H20ZM34 143H32V144H34ZM36 143H37V144H36ZM89 143L91 144V142H89ZM194 143H196V142H194ZM194 143H193V145H195ZM17 144H16V145H17ZM30 144H31V143H30ZM196 144H197V143H196ZM16 145H15V146H16ZM15 146L13 147V150L16 148ZM195 146H196V145H195ZM76 147H77V146H76ZM141 147H142V146H141ZM5 148H6V147H4L3 149H5ZM19 148H18V149H19ZM30 148H34V147H30ZM30 148H29V149H30ZM37 148H36V149H37ZM77 148H78V147H77ZM77 148H75V149H77ZM161 148H162V149H161ZM194 148H195V147H194ZM7 149H8V148H6L5 151H6ZM9 149L7 150V153H6V154L9 153V152H8ZM16 149H17V148H16ZM27 149H26V150H27ZM38 149H37V150H38ZM81 149H82V148H81ZM81 149L78 148L77 151H74V152L72 151V153H71L72 155H70V156H71V157L74 156L73 158L75 159V157L78 158L77 156L79 155V157H80L82 160L85 159V160H83L82 163H80V162L82 161L81 159H80L81 161H80L79 159H75V162H71V163H70V162H69V161H71V157H70V156H69V157H70V158H69L67 155H64V157H66V158H64V160H63V155H62V154H59V157H58V158H59V161H60V162H58V163H59L60 165H58V166H60V168H61V167H62V166H61L62 164H64L65 162H66V163L69 162L68 165L65 163V164L68 166V169H67V168L64 169L65 167H67L66 165H64L63 169H62V168H61V169H62L65 173H66L65 170H71V173H70L69 171H67V173H66V174H68V172H69L68 175L71 174L70 176H72V173H73L72 170H73V171L75 170L74 173H73V176L76 175V176H74L75 178H76L78 175L80 176V177L78 176L75 180L78 181V178H79V181H78V182H81V183H82V180H83V183H82V184H85V185H87V186H91V187H92V184H94V185H93V187H94V186H95V183H92V184H91V182H92V181H93V182H96V181H97V178H98V177L95 178V177H96L95 172H98L99 170H102V169L105 170V168H110V166H111V168H113V167H112L111 163H109L110 166L108 165L107 161H109V160H108V158H107V160H106V157H105L104 153H103V154L101 153L102 155H104V156H102V155H98V154H96V153L93 154V152L90 151V152L92 153V154H91L89 151L86 152V150L83 149L85 153H84L83 151H81L80 153L85 154V155H86V156H85L86 158H85V157H83L84 155L78 153V151L81 150ZM165 149H164V152H165ZM195 149H196V148H195ZM13 150H12V151H13ZM34 150H35V149H34ZM88 150H89V149H88ZM192 150H194V149L192 148ZM12 151H11V152H12ZM167 151H166V152H167ZM11 152H10V153H11ZM14 152H16V151L14 150L13 153H14ZM32 152H33V151H32ZM34 152H35V151H34ZM34 152H33V153H34ZM103 152H104V151H103ZM77 153H78V154H77ZM0 154H1V153H0ZM11 154H12V153H11ZM11 154H9L10 157H11ZM14 154H15V153H14ZM9 155H8V157H3L2 155H0V164H2L3 167H5L4 164H7V165H8V164L10 163V164H9L10 166L13 165L14 161L9 157ZM60 155H61V156H60ZM96 155L100 156L101 159H102L103 157H105V159H102V160H101V159L98 158V156H96ZM5 156H6V155H5ZM81 156H82V157H81ZM12 157H13V155H12ZM38 157H39V156H38ZM60 157H61L62 160L60 159ZM165 158H166V157L164 156V159H165ZM209 158H210V156H209ZM209 158H207V159L209 160ZM86 159H88V160H86ZM162 159H163V158H162ZM164 159H163V160H164ZM66 160H67V161H66ZM76 160H77V161H76ZM78 160H79V162H78ZM103 160H105V161H103ZM165 160H166V159H165ZM64 161H65V162H64ZM84 161H88V162L86 163V162H84ZM61 162H62V163H61ZM76 162H77V164H75ZM109 162H110V161H109ZM79 163H80V165H81V164L84 165V163H85L86 165H89V164H90V166H86V165H85V166L87 167V170L90 172V174H91L90 176L95 175V177L93 176V177H91V178H92V179H93V178L96 179V180L94 181V179L91 180V179L89 178V180H91V181H88V182L90 183V185L88 184L87 181H86L87 183L85 182V179L87 180L88 177H89L88 171H87V174H86V173H85V172H86V169H85L86 167H84V169H83V165H82V167H81V166H79ZM71 164H73V165H71ZM74 164H75V165H74ZM70 165H71L72 167H71ZM78 166H79L80 168H79ZM69 167H70L71 169H70ZM73 167H74V168H73ZM76 167H78V168H76ZM97 167H99V170H98ZM101 167H103V168L101 169ZM58 168H59V167H58ZM60 168H59V169H60ZM81 168H82V169H81ZM88 168H90V169H88ZM96 168H97L98 171L96 170ZM61 169H60V171H59L60 173L62 172ZM76 170L78 171L77 173H76ZM104 170H103V171H104ZM107 170H109V169H107ZM107 170H106V171H107ZM111 170H112V169H111ZM128 170H129V169H128ZM130 170H131V169H130ZM171 170H172L171 174H172V175H175L174 169L171 168ZM80 171H81V172H84V171H85V172L82 174ZM92 171H93V173H94L93 175H92ZM94 171H95V172H94ZM103 171H99V173H101V172H103ZM112 171L114 172V170H112ZM112 171H110V172H112ZM64 172H62V173H63L62 175L60 174L62 177H64V176L66 175ZM110 172L108 171V172H105V173L108 174V173H110ZM78 173H79V174H78ZM99 173H96L97 176H98ZM114 173H115V172H114ZM116 173H118L117 175H119V177L122 176L121 178L125 177L124 180L122 179L123 181H125L126 179H127L126 181H129V180H132V181H133V179L131 178V176H130L129 174L127 175V172H126V174H124V175L121 174V172H116ZM119 173H120V174H119ZM124 173H125V172H124ZM84 174H85V175H84ZM102 174H103V173H101V174H99V175L101 176ZM63 175H64V176H63ZM117 175H116V176H117ZM120 175H121V176H120ZM126 175H127V176H126ZM66 176H67V175H66ZM73 176H72V177H68V178H70L71 180H72V178H73V180H74V177H73ZM83 176H84V177H83ZM85 176H86V178H85ZM87 176H88V177H87ZM175 176H176V175H175ZM117 177H118V176H117ZM127 177H130V178H127ZM173 177H174V176H173ZM68 178H67V177H66V178L64 177V179H66V180H67ZM84 178H85V179H84ZM121 178H119V179H121ZM70 179H68L67 181H69ZM80 179H81V180H80ZM175 179L178 181L177 178H175ZM181 180H183V179L180 178V180H179L180 182L178 181L179 185H180V183H182ZM177 181H176V184H177ZM78 182H77V183H78ZM129 182H130V181H129ZM174 182H175V180H174ZM132 183H133V182H132ZM174 184H175V183H174ZM174 184H173V185H174ZM182 184H183V183H182ZM182 184L180 185L181 187H182ZM93 187H92V188H93ZM174 187H175V189H177V187H179V186L176 187V185H175ZM174 187H173V188H174ZM94 188H95V187H94ZM182 189H183V188H182ZM173 190H174V189H173ZM179 190H181L180 187H179L178 190H176V191L180 192Z\"/></svg>",
    "mask_w": 264,
    "mask_h": 264
}]
</instances>
